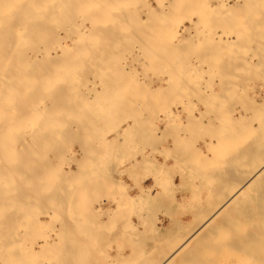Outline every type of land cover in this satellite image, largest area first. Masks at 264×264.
I'll use <instances>...</instances> for the list:
<instances>
[{"label": "rangeland", "instance_id": "obj_1", "mask_svg": "<svg viewBox=\"0 0 264 264\" xmlns=\"http://www.w3.org/2000/svg\"><path fill=\"white\" fill-rule=\"evenodd\" d=\"M79 1H81V0H74V2L75 3H79ZM82 1H84L81 5H78L77 4V8L79 9V11L77 10V8H76V6L74 7L73 6V8L75 9L76 8V10H77V13H75V15L76 16H78L77 18H76V21L74 20L75 18L73 17V16H75V15H73L72 16V18L73 19H71V21H75V22H77V23H79L80 22V24L82 25H77V26H79V27H83V26H85L86 24H89L88 26H89V28H92V25L94 24L95 25V27H96V24H99V21L98 22H96L97 21V19H98V17H100V19L101 18H103V17H101V13H103V10L101 9V7L99 8V10L101 11L102 10V12L100 13L101 15H97V13L99 12V11H97V10H93L94 8H96L97 6H99L98 4H101V6H103L104 7V4H105V2H104V4L102 5V3H103V0H96L97 2V6L95 7H93L92 8V11H93V13H91L92 11H91V9H90V11H89V13H90V15H87L86 16V14L84 13V15L86 16H84V18H83V13H82V11L80 12V10L81 9H84V11L86 12L87 11V9L85 10V8H83V7H81V6H83L84 4H85V1H87V0H82ZM90 0H88V3L90 4L91 2V5H93V3H94V5H95V2H93V1H91V2H89ZM102 3H101V2ZM111 1V0H110ZM116 1V0H115ZM122 2H120V1H118L117 0V3H118V6L116 5L115 6V8H113L114 7V4L116 3V2H114V4H113V1H112V5L110 4V3H108V6H109V4L112 6H110L109 8H107L108 6H106V11L104 10V15H105V12H107V9H110V8H112V9H114V12H113V10H111V14L110 15H112V16H114L115 15V11H120L121 10V8L119 9L118 7H119V5H123L124 7H128L131 11H133V12H131V11H128L129 9L127 8H125V10L127 11L126 13H124V11L123 10H121L122 12H120L121 14L120 15H122V17H125V15H123V14H128L129 16H127V17H125V18H127L126 20H124V22H126V21H128L129 20V18H130V28H131V30H130V28L129 27H127L126 25L128 24H126L125 23V25H123V26H125L126 28H127V30H126V28L124 27V29L126 30V33H125V31H123L122 30V28H123V26H120V25H122V24H119V22H121L122 20V17L120 18V15L116 12V15L118 16L119 15V17L117 18V21L118 20H121V21H119L117 24H119V25H117L116 24V22H115V25L114 26H109L108 25V27H110L109 29H108V27H107V22H105L104 23V21L106 20V18L104 19V21L103 22H101V23H103L102 25H100L99 24V26L97 25V27H100L101 26V28H104V25L106 26V30L104 29V31H103V29H101L102 31H100V29L98 28L97 29V27H96V29L98 30V31H100L98 34H96V39L100 36L101 38H103V39H95V38H91V40H92V43H94V44H96L95 46H96V48L97 49H94L95 48V46L94 45H92L91 46V44H90V37H91V33L89 34L88 33V30L89 29H87V32H82L81 33V35H79L80 33H78V34H75V33H77L76 32V30L73 32L74 34H72L74 37H72L73 39H70V41H69V43L71 44V47H70V50H66L67 51V53H66V51L64 52L65 54H63L62 52V50H60L59 49V47L57 46V43H50V45H51V54L50 55H53V57H51L49 54H47V56H50V58H54V56L56 57V59L54 58V62H56V63H54L52 60H51V64H52V62L54 63V65H52L51 66V64L49 63H47L50 67H51V69L53 70H51L50 69V67L49 66H47V67H49V68H47V67H45L46 69H50L51 70V72H49L48 70H46L47 72L45 73L46 75L47 74H49V73H55V69H57L56 67H59V65H60V61H58V60H61L60 58V56H59V54H63V56H67L68 58H69V62H70V65L72 64H74V62H75V60H74V58L76 59V62H75V64H78V67H76L75 66V64L73 65L74 66V68H73V66H71L70 67V65L69 64H66V68L64 69V67L62 68V66H61V68H58L61 72H63L64 73V75L66 74L67 75V78L68 79H66V76H64L63 74L61 75H59L60 77H57V75L56 74H53L52 73V75H55V77L53 76V78L51 79L52 81H53V83H55L56 81H58L57 82V84H55L56 86H57V93L55 92L56 91V89L54 90V89H52V87L51 88H49V89H47V88H45V90H44V92H46V95H47V91L49 90L50 91V89H52V90H54V92L55 93H53V91H50V92H48V94L49 93H51V94H54V96H52L51 94H49L48 96H49V98L50 97H56L54 100L56 101L57 100V102L58 103H61V107H58V109H61V111L59 110V111H57L56 112V114H54L53 112H51V111H53V108H54V110H58V109H56L57 108V104L58 103H56V102H54V100H52V98H51V103H53V104H50V103H48L49 101L48 100H50L47 96H44L45 95V93H44V95L42 94V91L43 90H39L40 92L39 93H35V94H32V95H34L35 97L36 96H39V94H40V96H39V99H38V97H36V100H37V104L36 103H34V101H35V99H33V96L30 98V99H33V103L32 104H30L29 102H31L30 100L27 102V103H29L30 105H33V104H36L35 106L36 107H38V108H36L35 110H36V112H38V114H33L32 116H33V118H32V116H30L31 117V120H27L26 121V123H28V124H25V125H27V126H29V127H31L30 125H33V123H34V125H33V128H37V126L39 127V124H40V126H41V121H45L46 120V118H47V120H49V123H48V121H47V123L46 124H44L43 123V126H41V127H39L40 129L42 128V130H45L47 127L48 128H53V127H56L57 125H55L54 123V125H52V126H50L52 123V121L50 122V120H53L54 118L53 117H55V116H59V114H61L62 112H64V110L65 111H67L66 113H69V115H67L65 112H64V114H62V116H59V117H62V119H60V118H58V119H60V122L58 121V120H56V119H54V121L53 122H59V124L61 123V125H59V126H62V122H63V119H64V117H66V115L67 116H69V117H66V121H68V122H65V119H64V123H66V125L63 123V125L64 126H62L63 127V129H62V131L60 130L62 127H60V129L58 128V138L56 137V139H57V141L55 142L54 141V145H51L52 147L54 146V151L53 152H51L52 150H50L51 149V146H49V144H51V143H48L47 141H48V139H47V141H44V142H47L48 143V145H46L47 146V148H44L43 150H41L40 149V151H39V149L38 148H43V147H45V146H43L45 143L41 140V139H37L38 137H35V136H37V135H40V134H38L37 132L35 133L34 132V136L32 137V135H30L31 136V138H35L33 141H32V139H30L29 141L30 142H34V143H36V145L34 144V143H32V146H31V144L30 145H28V146H26V148H24L25 146H22L21 145V147H20V145H18V148L20 147V150H21V148L23 147L24 149H26V151H27V149H28V147L30 148V149H28V150H35V149H38V152H40L41 154L42 153H45V155L44 154H42V156L43 157H45L46 156V154L49 156V158L47 159V162L49 161L50 162V159H51V162L53 163L52 165L48 162V164H49V166H45L44 164H46L47 162H46V160H45V162L43 161V165H44V167L43 166H41L42 165V156H40V155H38V153H37V155L36 156H34L35 154H33L32 155V157L34 156V158H32V160H34L37 156L38 157H40V158H36V159H38V160H36V164H41L40 165V167H39V165H38V172L36 171V164L35 165H33L34 166V170H35V172L33 171V166L31 165V171L32 172H34V176L32 175L33 173L32 172H30V173H28L29 175H25L26 177H25V180H24V178L23 177H21V176H24V174H23V172L21 173V172H19V170H18V173L19 174H22V175H19V178L16 180V181H18V180H22L21 182H22V184H24V182H25V184L24 185H22L21 187L20 186H17V187H15L16 185H17V182L15 181H13L11 178H15L13 175H11L10 176V180H12L13 181V183H12V181H8V182H10L11 184H13V185H11L10 183H9V185H10V188H13V189H10L9 187H8V183H7V186H6V182L4 181V179H2L1 181L3 182V184H1L2 186H0V188H1V191H0V212H2V214L4 213L3 211L5 210L6 212L5 213H7L8 211V215H6L7 217H9L10 219H7L6 220V222L5 223H7L8 221H9V223H7L9 226H11L10 228H7L8 230H7V233H12V232H14V234L16 233H18V234H20V238L21 239H19L18 237L19 236H17V240H16V234H15V236L14 235H12L13 236V239H15L14 240V245H16L15 247H14V245H13V243H12V241H13V239L11 238V236L9 237V236H5L7 233H4V231H3V233H2V231H0V237H2V238H0V247H1V245H3V249H0L1 251H0V253L1 252H3L4 251V249H6V251H8L7 253L6 252H3V253H6V254H8V253H10V251H12L13 249H11V245H13V247L12 248H14V252L12 253L11 252V254L9 255V257H14V254L16 253V251H17V249H18V251H19V249H20V247L22 246L23 248V250H25L26 249V252L25 251H23L22 249H20V250H22V252L24 253V254H22L21 255V252H17V253H19L20 255L19 256H25V258H26V264H27V262H28V264L30 263V264H35V262H36V260L37 259H35V258H37L35 255H37V253L35 252V250H34V242L36 241V235H38V234H40L41 233V235L43 234V235H46L47 233L49 234V232H52V233H54L53 234V236H54V240H53V242H52V244H49V245H45V247H39V248H41V251H40V253L41 252H43V253H41L39 256L43 259V261L45 260H48V261H51V263L52 264H70V263H73V264H86V263H88V264H94L93 262H95V264H97V262H98V264L99 263H101L102 264V262L103 263H105V262H108L107 264H114L112 261L115 259V261L118 259L120 262H124V263H126V264H140V262H142V261H144L146 258H147V256H150V255H152L153 253H154V251H156V248L158 247V245H160L161 243H162V241H164L163 239H165V236H167L168 237V235H170V233H175L176 231L178 232L179 231V229H180V227L181 226H179L178 227V225H179V222L180 221H182V222H184V219H186V222L188 223L190 220H188V217H190V216H192V214L193 213H191V212H187V211H189V210H191V209H194V212H195V210H196V208H197V210H198V208H199V210H204V209H206V205H208L209 203H211L210 201L212 200V201H215V199H217L218 197H220L222 194H223V192L224 191H226V189H225V184L227 185V180H224V178L227 176H230L229 175V173L227 174L226 172L228 171V169H226L225 168V166L226 165H228V167L227 168H230L231 166H233L232 168H230L229 169V171L230 170H232L233 168H236L237 166H236V162L237 161H239L240 160V157L241 156H239V155H241L242 153H240L241 151H238L239 152V154H237V153H235L234 151H236L237 149H235V146H241V142H239V141H241V140H243V145H244V138H247V137H249V136H247L249 133H247V135L246 134H239L237 137H238V140H237V137H236V139L235 140H237V141H235L236 143H238L239 142V144L240 145H233V143L231 142L230 143V145L227 147V148H229L230 146H231V144L234 146V148H232V149H235L234 151L233 150H231L232 152H234V154L233 155H237V160H236V158H234V161L233 162H230L232 159H230V156H228V152H229V150H227V149H221L220 148V146H218L217 148H219V149H216V146H209L208 147V144L207 143H204V141H205V139L207 140V141H209L210 139L209 138H214L215 136L217 137L218 135H220L221 134V132L224 134V131H226L227 130V124L225 125V123H226V121H225V114L227 113L226 111H225V108L227 107V102H224V100H222L223 99V97H224V95H223V97L221 98L220 96H222V95H219L218 96V98H217V96L215 97V96H213V97H215V100L214 99H212V97H209V96H212V95H210V93L209 92H211V93H213V91H212V86H211V80H210V75L209 74H211V72H212V68L210 69L209 67H206L207 66V63L209 62V60H207V58L209 59L210 58V56L211 57H214L213 56V49L216 47L215 46V44H214V38L212 39L211 37H214V33H216L215 35H216V38L218 39V37H225L224 35H230V31H232V21H231V17L232 16H235V15H232V16H228V15H230L229 14V12H230V10L231 9H234L235 10V8H231V9H228V8H226L228 5L230 6V4H233L234 3V1L233 0H227L226 2H224V0H207V2H201L200 0V2H201V4H199V1H198V3L196 2V0L195 1H192V0H189L190 2L189 3H183V4H186V5H180V7L178 6H176L175 8H178L177 10L175 9V8H173V10H171V6L172 5H169V3L171 4L172 3V1L170 0L169 2H168V0H163V1H161V0H141L142 2H141V5L143 6H141L140 5V3H138V2H140L139 0L137 1V3H135L134 1L135 0H121ZM125 1V2H124ZM179 1V3H180V1L181 0H176V4L178 5L179 3H177ZM203 1V0H202ZM206 1V0H205ZM258 1V0H257ZM261 1V0H260ZM259 1V2H260ZM107 2V1H106ZM108 2H109V0H108ZM128 2V3H127ZM160 2V4H158ZM182 2V1H181ZM185 2V1H184ZM187 2H188V0H187ZM254 3L256 2V1H253ZM258 2V4H257V6L259 7V5H261L262 4V2L264 3V0H262V2L261 3H259ZM74 3V4H75ZM87 2H86V4H85V7L86 6H88L87 4H88ZM116 3V4H117ZM133 3L136 5V4H139L138 6H134L133 5ZM173 3H175L174 1H173ZM172 3V4H173ZM195 4V3H197V5L195 4H193V6L191 5V4ZM207 3V4H206ZM208 3H210V4H208ZM221 3V4H220ZM222 3H223V5H222ZM229 3V4H228ZM253 3V4H254ZM257 3V2H256ZM80 4V3H79ZM107 4V3H106ZM151 6L150 7V9H149V5ZM165 4V5H164ZM190 4L191 5V7H188V5ZM217 4V5H216ZM228 4V5H227ZM242 4H243V2H242ZM252 3H250V4H248V6L249 5H251ZM91 5L88 7V8H90L91 7ZM126 5V6H125ZM129 5H130V7H129ZM131 5H132V7H131ZM174 5V4H173ZM199 5V6H198ZM217 6V8H216V6ZM225 5H227V6H225ZM244 5V4H243ZM243 5H241V6H237V12H235V11H232V12H235V13H231V14H236L238 17H236V18H234V17H232L234 20H233V24H236L235 26H237V23H238V25H239V22L237 21V19L239 20V18L242 20V18H244V16H246L247 17V19H248V15L250 16L249 17V20H250V18H252V20H254V19H259L260 18V14H259V12H258V10H257V12L258 13H256V10H255V8H254V10L253 9H249V7L247 8V9H249L250 11H253L254 13H256V15L254 14L253 15V12L251 13L250 11H248L246 8H245V10H244V12H243V9L242 8H244L245 6H243ZM255 5V4H254ZM146 6H148V7H146ZM167 6H170V7H168V10H167ZM182 6V7H181ZM183 6H185L186 8H184ZM196 6H198L199 8H197V9H195V7ZM215 6V7H214ZM223 6V7H222ZM232 7H236V5H231ZM247 6V5H246ZM81 9H80V8ZM102 7V8H103ZM124 7H122V8H124ZM153 7V8H152ZM117 8V10H115ZM146 8V9H145ZM185 9V10H182V9ZM96 9H98V8H96ZM105 9V8H104ZM119 9V10H118ZM149 9V10H148ZM179 9H181L180 11H178ZM193 9V10H192ZM203 9V10H202ZM214 9V10H213ZM216 9V10H215ZM218 9H219V11H218ZM227 9V10H226ZM239 9H242L241 11H239ZM75 10V11H76ZM187 10V11H186ZM191 12H190V11ZM200 10V11H199ZM246 10L248 11V12H250L251 14H249L248 12L246 13ZM75 11H73V9H72V12L71 13H73L74 14V12ZM95 11H97V12H95ZM110 11V10H109ZM108 11V12H109ZM154 11V12H153ZM164 11V12H163ZM172 11L175 13V14H177L176 16H177V18H180L179 19V21H177V19H175L176 17H175V14L174 13H172ZM183 11V12H182ZM192 11H194V12H192ZM213 11V12H212ZM221 11V12H220ZM228 11V12H227ZM88 12V11H87ZM96 14H95V13ZM129 12V13H128ZM135 12V13H134ZM150 12H152L151 14H149ZM177 12V13H176ZM182 13V14H180V13ZM185 12V13H184ZM218 12V13H217ZM227 12V13H226ZM88 13V14H89ZM112 13H114V14H112ZM123 13V14H122ZM130 13L132 14V15H130ZM162 13V14H161ZM168 13L170 14V17H169V15H168ZM179 13V14H178ZM186 13H187V15H188V13H190L189 15H191L192 16V18L194 19V20H196V22H197V24L195 23V22H193V21H190L189 19L191 18L190 16H189V18H188V16L186 15ZM219 13L221 14V15H219ZM239 13V14H238ZM245 13V14H244ZM93 14H95V16L97 15L98 17H96L95 19H93L92 17H90V16H92ZM99 14V13H98ZM107 14V16H109V14L108 13H106ZM158 15L157 17H156V15ZM185 14V16H183ZM193 14V15H192ZM195 14V15H194ZM198 16H197V15ZM202 14V15H201ZM211 14H213V15H215L214 17H213V15H211ZM225 14V16H223ZM227 14V15H226ZM72 15V14H71ZM150 15H151V18H147V17H150ZM172 15V16H171ZM173 15H174V19L172 18L173 17ZM212 17H211V16ZM116 16V17H117ZM133 16V17H132ZM153 16V17H152ZM181 16V17H180ZM218 16V17H217ZM221 16H222V18L223 17H226V19H228V17H229V23H228V21L226 22H224V23H226L225 24V26H224V24L222 25V23H223V21H222V23L220 24V22L219 23H217L216 22V19L218 20L219 18L222 20V18H221ZM80 17V18H79ZM90 17V18H89ZM94 17V16H93ZM106 17V16H105ZM116 17H115V20H116ZM169 17V18H168ZM185 17V20L183 19ZM242 17V18H241ZM83 18V19H82ZM91 18H92V20H95V21H92L91 20ZM112 18V20L114 19L113 17H110L109 16V18H107V20H108V23H111V22H109V19H111ZM132 18V19H131ZM156 18V19H155ZM159 18V19H158ZM181 18H182V20H181ZM200 19V20H197V19ZM208 18V19H207ZM213 18V22H212V20H211V22H212V25L210 26L209 25V23H211V22H206L207 20L209 21V19H212ZM78 19V20H77ZM81 19V20H80ZM86 19H88V20H86ZM138 19V20H137ZM172 19V20H171ZM219 19V20H220ZM244 19H246V18H244ZM85 20V21H84ZM99 20V19H98ZM103 20V19H102ZM137 20V21H136ZM151 20H153L154 22H152ZM218 20V21H219ZM94 22L93 24L92 23H89V22ZM114 21V20H113ZM135 21V22H134ZM151 21V22H150ZM176 21V22H175ZM231 21V22H230ZM235 21H237V23L235 22ZM255 21V23H257L259 20H254ZM261 21V20H260ZM74 22V23H75ZM84 22V23H83ZM124 22H123V24H124ZM129 22V21H128ZM168 22V23H167ZM172 22V23H171ZM180 23V24H176V23ZM182 22H185L187 25H189L190 26V28L187 30V29H185V30H181V25H182ZM203 22H205V25H207V26H205L204 25V23ZM96 23V24H95ZM133 23V24H132ZM135 23V24H134ZM139 23H140V26H139ZM149 23V24H148ZM152 23V24H151ZM173 23H175L174 25H172ZM214 23V24H213ZM217 23V24H216ZM92 24V25H91ZM111 24H114V22H112ZM136 24H137V26H136ZM169 24H171V25H169ZM202 24H203V26H202ZM73 25V24H72ZM71 25V26H72ZM91 25V26H90ZM145 25H147L146 27H145ZM166 25V26H165ZM168 25H169V27H168ZM197 25V27H195ZM213 25H214V27H216V28H214L213 27ZM216 25V26H215ZM221 25V26H220ZM226 25H229V27L231 28V30H230V28L229 29H227V27H226ZM76 25H74V28L75 29H77L76 27H75ZM121 27V29L119 30V29H117L118 27ZM142 26V27H141ZM144 26V27H143ZM223 26V27H222ZM234 26V27H235ZM94 27V26H93ZM132 27L133 28H135V30L133 29V31H132ZM218 27V28H217ZM221 27L223 28V29H221ZM145 28V29H144ZM194 28H195V30H194ZM224 28H225V30H224ZM94 29V28H93ZM94 30L93 31V33L92 34H94V36H95V31H96V33L98 32L97 30ZM169 29V30H168ZM176 29V30H175ZM215 29V30H214ZM238 29L239 28H233V31L235 32H237L238 31ZM91 30V29H90ZM117 30V31H116ZM130 30V33L128 32ZM229 30V31H228ZM112 31V32H111ZM118 31H122L121 33H123V34H121V33H119L121 36L120 37H118ZM187 31V32H186ZM92 32V31H91ZM108 32H110V33H108ZM114 32H116V33H114ZM140 34H139V33ZM154 32V33H153ZM182 33V34H184V41L185 42H187L186 44H188L187 46H185L186 44L185 43H181V41L183 40V38H179L178 37V35H179V33ZM192 34H194V36H190V35H192ZM214 32V33H213ZM223 32H225V34H223ZM227 32V33H226ZM83 33H84V35H83ZM87 33H88V35L90 36V37H87L86 35H87ZM103 33V34H102ZM129 33V34H128ZM135 34V36L138 38H136V37H134V34ZM152 35H151V34ZM86 34V35H85ZM117 34V35H116ZM125 34H128V35H125ZM133 34V35H132ZM199 34V35H198ZM220 34V35H219ZM231 34H233V33H231ZM77 35H79L81 38H82V36H83V38H82V40L84 41V42H82V40H79L80 39V37L77 39L78 40V42H76L77 40H76V38H77ZM105 35H106V38H105ZM123 35H125L126 36V38H127V40H126V38H124V39H122L123 37H125V36H123ZM140 35V36H139ZM167 35V36H166ZM223 35V36H222ZM85 36L87 37V40L89 39V44L88 43H86V38H85ZM93 36V35H92ZM103 36V37H102ZM117 36V37H116ZM128 36V37H127ZM132 36V37H131ZM142 36V37H141ZM147 36V37H146ZM152 36V37H151ZM158 36V37H157ZM195 36L196 37H199V40L197 41V40H193L194 38H195ZM202 36H203V38H202ZM218 36V37H217ZM133 37H134V39L135 40H137V41H134V39H133ZM142 39H141V38ZM146 37V38H145ZM190 37V39H187V38H189ZM84 38H85V40H84ZM121 38V39H120ZM150 38V39H149ZM105 39V40H104ZM139 39H140V41H139ZM186 39H187V41H186ZM119 40V41H118ZM122 40V41H121ZM128 42V43H126V41ZM128 40H130V41H128ZM143 40V41H142ZM144 40H146V41H144ZM161 40V41H160ZM204 40H207V41H205V42H203ZM79 41L80 42H82V43H84V44H82V46L83 47H81V45H80V43H79ZM98 41V44L97 43H95V42H97ZM102 41V42H101ZM118 41V42H117ZM124 41V42H123ZM132 41H134V42H136V43H134V42H132ZM150 43H149V42ZM192 41V42H191ZM196 41V42H195ZM88 42V41H87ZM99 42H101V43H99ZM121 42V43H120ZM140 42H142V43H145L143 46H144V49H143V46H141V44L142 43H140ZM176 42V43H175ZM190 42V43H189ZM76 43V44H75ZM77 43H79V45H77ZM117 43H119L118 45H117ZM138 43H140V44H138ZM148 43V44H147ZM163 43V44H162ZM173 43V44H172ZM179 43H181V46H182V49L179 47L180 46V44ZM195 43V44H194ZM201 43H203L202 45H203V47L201 46ZM205 43V44H204ZM40 44H43V43H40ZM103 44V45H102ZM116 44V45H115ZM121 44V49H119L120 48V45ZM175 44V45H174ZM183 44H185V45H183ZM88 45V46H87ZM115 45V46H114ZM128 45V46H127ZM177 45V46H176ZM196 45V46H195ZM197 45L199 46L200 45V47H201V50L199 49V47H197ZM205 45V46H204ZM42 48L44 47V46H42V45H40ZM53 46H55V48H57L56 49V53H57V55L58 56H56L55 54L56 53H54V51L52 50V47ZM81 47V49L83 50H81L79 47ZM89 46H90V48H91V51L93 50V53L91 52V51H88V50H90V49H86L87 47L89 48ZM94 46V47H93ZM99 46V47H98ZM133 46V47H132ZM139 46H141V47H139ZM146 46V47H145ZM168 46H170V47H168ZM211 46V47H210ZM219 46H222V45H219ZM72 47H73V49H72ZM93 47V48H92ZM149 47V48H148ZM173 47V48H172ZM178 49V52H180V53H178L177 52V49ZM180 49H179V48ZM189 48V47H191V48H189V49H191V50H188L187 48ZM77 48H79V49H77ZM98 48H103V49H101V50H103L102 52H103V54H102V52L98 49ZM140 48H142V49H140ZM145 48H147L148 50H146ZM165 48V49H164ZM168 48H170V49H172V50H168V51H165V50H167ZM185 48L187 49L186 50V52H185ZM197 48V49H196ZM211 48V49H210ZM219 48V47H218ZM239 49V47H238V45H237V47L235 46V47H233V49L235 50L233 53H235L238 49ZM86 49V50H85ZM176 49V50H175ZM196 49V50H195ZM205 49H207L206 50V52H205ZM220 49V48H219ZM222 49V48H221ZM220 49V50H221ZM95 50V51H94ZM115 50V51H114ZM131 50V51H130ZM146 50V51H145ZM180 50V51H179ZM199 50V51H198ZM240 50V49H239ZM69 51H70V53H69ZM84 52V51H86V52H84V53H82V52ZM114 51V52H113ZM134 51H138V52H134ZM167 52L168 53V56L165 54V52ZM173 51V53H172V55H171V53L170 52H172ZM175 51V52H174ZM192 51V52H191ZM195 51V52H194ZM226 51V50H225ZM73 52V53H72ZM75 52V53H74ZM80 52V54H78ZM88 52L91 54H88ZM101 54H100V53ZM142 52H145V53H142ZM164 52V53H163ZM184 52V53H183ZM210 52H211V54H210ZM239 51H237L236 53L237 54H239V53H241V52H239ZM94 53H97V54H94ZM111 53V54H110ZM182 53H183V55H182ZM188 53H191V56H190V54H188ZM199 53L201 54L200 56H199ZM219 53V55L221 54L220 52H218ZM225 52L223 51V55H221L220 57H218L219 59L220 58H222V57H226L225 55L227 54V52H226V54H224ZM45 54V53H44ZM73 54H75V55H73ZM110 54V55H109ZM117 54V55H116ZM162 54V55H161ZM165 54V55H164ZM169 54L173 57V59L174 60H178L179 61V63L178 62H174V65H175V63L176 64H180V62L182 63V66H183V64L185 65V67L187 66V65H189V67H187V68H182V67H180V65L178 66V65H175V67H178V68H180L179 70H181L180 71V73H182V72H184V73H182V75L183 76H185L186 75V73L185 72H188V75L193 79V74L197 71V70H199V68L201 67L202 68V70H203V73L205 72V76L206 77H204V78H206L207 79V77H208V81L205 79L204 80V82H203V84L207 87H205L204 85H202V87L200 88L199 86H196V85H193V83H195V81L194 80H192V81H190L191 80V78H187V76H185V78L186 79H184V77L182 76V75H180L179 74V70H175V67L173 68L176 72H178V77H180V78H176V76H175V74H171L170 76L172 77V78H174V79H172L171 81L170 80H168V78H169V74H168V67L167 66H169V67H171L170 66V62H169V59H170V61L172 62L173 60H171L172 58H171V56H169ZM176 54H178V55H176ZM187 54H188V56H187ZM196 54V55H195ZM208 54V55H207ZM85 55V56H84ZM87 55V56H86ZM96 55H97V57H99V56H102V57H99V60H98V58L96 57ZM183 56L182 58H183V60L181 59L180 60V58H179V56ZM205 55H207V56H205ZM218 55V56H219ZM234 55V54H233ZM44 56H46V55H44ZM46 56V57H47ZM62 56V57H63ZM63 57L62 59H67V57ZM70 56V57H69ZM74 57L73 59H71L72 57ZM90 56V57H89ZM92 56H93V58L95 57V59H93L92 58ZM116 56V57H115ZM166 56V57H165ZM177 58H176V57ZM184 56H186V57H184ZM190 56V57H189ZM202 56H204V58L202 57ZM217 56V54L215 55V57ZM228 56V55H227ZM57 57H59V59L57 58ZM82 57V58H81ZM85 57V58H84ZM88 57V58H87ZM170 57V58H169ZM196 57V58H195ZM205 57H207V58H205ZM48 58L49 57H47V61H49L50 62V58H49V60H48ZM84 58V59H83ZM102 58V59H101ZM148 58H150V59H148ZM164 58H168V60H166V59H164ZM195 58V59H194ZM199 58H201V59H199ZM58 59V60H57ZM65 59H64V62H63V64L65 63ZM84 60V61H82V60ZM89 59V60H88ZM103 59H104V61H103ZM143 59H145L144 61H143ZM152 59V60H151ZM188 59V60H187ZM197 59H199V61L198 62H201V63H197ZM42 60H44V59H42ZM72 60H74L73 62H72ZM81 60V61H80ZM91 60H92V62H91ZM95 60V61H94ZM97 60V61H96ZM149 60V61H148ZM201 60V61H200ZM202 60H205V61H202ZM206 60H207V63H206ZM40 62H41V59L39 60ZM38 61V62H39ZM46 60H44V62H45ZM46 61V62H47ZM142 61V62H141ZM159 61V62H158ZM166 61V62H165ZM169 63H168V62ZM211 62H212V59L210 60ZM218 61V60H217ZM44 62H41V64H39V63H37V66L38 67H40V65L42 66V65H47V64H45ZM66 62H68V59L66 60ZM68 62V63H69ZM72 62V63H71ZM77 62H79V63H77ZM84 62H87V63H89V62H91V64L89 63V64H84ZM93 62H95V63H93ZM114 62V63H113ZM144 62V63H143ZM184 62V63H183ZM211 62H209V63H211ZM219 62V64H221L220 63V60L218 61ZM222 62V61H221ZM43 63V64H42ZM82 63V64H81ZM102 63V64H101ZM103 63H105V64H103ZM163 63H164V65H163ZM165 63L167 64V65H165ZM197 63V64H196ZM205 63V64H204ZM208 63V65H210ZM56 64V65H55ZM100 64V65H99ZM172 64V63H171ZM191 64V65H190ZM199 64V65H198ZM222 64H223V62H222ZM61 65H62V60H61ZM67 65H68V67H69V69H67L68 67H67ZM81 65V66H80ZM83 65H85V66H83ZM87 65H90V66H87ZM94 65V66H93ZM101 66L100 68H99V66ZM109 65H111V66H109ZM118 65V66H117ZM149 65V66H148ZM237 65V64H236ZM239 65V64H238ZM56 66V67H55ZM98 67V68H94V67ZM121 66V67H120ZM43 67V66H42ZM54 69H53V68ZM87 67V68H86ZM93 68V69H91V68ZM108 67V68H107ZM112 67V68H111ZM117 67V68H116ZM194 67H197V68H195V70L193 69ZM199 67V68H198ZM210 67H211V65H210ZM106 68V69H105ZM116 68V69H115ZM136 68V69H135ZM235 68L236 67H234L233 69L235 70ZM238 68V67H237ZM41 69H42V71L44 70L43 68H41L40 67V71H41ZM67 70V71H63V70ZM75 69V71L74 72H72L73 70ZM96 69V70H95ZM101 69V70H100ZM163 69V70H162ZM184 69H187V71H185ZM197 69V70H196ZM206 69V70H205ZM232 69V70H233ZM92 70H94V71H92ZM104 70H107L106 72H104ZM157 70V71H156ZM184 70V71H183ZM189 70V71H188ZM221 72L219 73V75H221V74H223V77L225 78L226 77V75H225V73H227L228 72V68L226 69V67H224V64H223V66L221 67ZM219 70V71H220ZM223 70V71H222ZM227 70V71H226ZM42 71L40 72V73H42ZM45 71V70H44ZM59 71V72H60ZM82 71V72H81ZM104 73H103V72ZM112 71V72H111ZM137 71V72H136ZM167 71V72H166ZM194 71V72H193ZM225 71V72H224ZM235 71H237L236 73H238V74H240L241 75V71H239L238 69H236ZM49 72V73H48ZM58 72V71H57ZM90 72V73H89ZM94 72H96V73H94ZM159 72V73H158ZM171 71H170V69H169V73H170ZM191 72V73H190ZM208 72V73H207ZM240 72V73H239ZM69 73L71 74L72 73V75H69ZM79 73V74H78ZM106 73V74H105ZM167 73V74H166ZM175 73V72H174ZM250 73H252V75L251 76H253V74L256 76V74L257 73H254V72H250ZM44 73H43V75H45ZM58 74V73H57ZM76 74V75H75ZM84 74V75H83ZM95 74H96V76H95ZM98 74H100L99 76H98ZM113 74V75H112ZM134 74V75H133ZM185 74V75H184ZM208 74V75H207ZM218 74V73H217ZM69 75V76H68ZM82 75V76H81ZM92 75V76H91ZM93 75H94V77H93ZM101 75H102V77H101ZM106 75V76H105ZM111 75V76H110ZM218 75V76H219ZM98 76V77H97ZM108 76V77H107ZM114 76V77H113ZM188 76V77H189ZM63 77L66 79V80H64L63 79ZM82 77V78H81ZM103 77H106V79H103ZM118 77V78H117ZM170 77V78H171ZM183 79H182V78ZM43 78H44V76H43ZM46 78H47V76H45V80H46ZM54 78L56 79L55 81H54ZM176 78V79H175ZM61 79H62V81H61ZM71 79V80H70ZM82 79V80H81ZM89 79H90V81H89ZM110 79V80H109ZM115 79V80H114ZM120 79V80H119ZM180 79H182V83L181 84H183V81H188L189 79V81L188 82H185V87H188L187 89H183V90H181L182 88V86L180 85H178L177 84V86L175 85L176 83H178V80L179 81H181ZM227 79V78H226ZM47 80H48V78H47ZM68 80H70L69 81V84H68V82H67V84H66V81H68ZM78 80V81H77ZM129 80V81H128ZM169 81V83H168V81ZM175 80V81H174ZM245 80V79H244ZM60 81H61V83H60ZM72 81V82H71ZM94 81V82H93ZM103 81H106V82H104L106 85H104V83H103ZM112 81V82H111ZM48 82V81H47ZM49 82L51 83V81L49 80ZM62 82H64V83H62ZM132 82V83H131ZM172 84H171V83ZM189 82H193V83H191V84H188ZM206 82H207V84L208 83H210V84H208V85H206ZM72 83V84H71ZM75 83H76V85H75ZM84 83V84H83ZM240 83H241V81H240ZM243 83V82H242ZM52 84V83H51ZM50 84V86H52ZM71 84V87L70 86H68V85H70ZM120 84V85H119ZM125 84V85H124ZM167 84V85H166ZM48 85H49V83H48ZM54 84H53V86H55ZM58 85H60V88H59V86ZM85 85V86H84ZM107 85H110V89H109V86H107ZM115 85V86H114ZM172 85H173V87H172ZM187 85V86H186ZM242 85H244V83L242 84ZM67 88H66V87ZM89 86H91V87H89ZM178 86L180 87V90H177L176 91V87L178 88ZM183 86V87H184ZM64 87V88H63ZM120 87H121V89H120ZM123 87V88H122ZM170 87H172L170 90H169V88ZM193 87V88H192ZM196 87V88H195ZM205 87V88H204ZM242 87H244V86H242ZM54 88V87H53ZM59 88V89H58ZM95 90H94V89ZM108 88V89H107ZM114 88V89H113ZM190 88H192V89H190ZM197 88H199L201 91H199L200 92V94H199V92L198 93H195L196 91H197ZM208 88L209 89H211L209 92H208ZM47 89V90H46ZM62 89L65 91V89L67 90V92H64V94L62 93V95H60V90H61V92H63L62 91ZM103 89V90H102ZM112 89H113V91H112ZM174 91H173V90ZM188 89H190L189 90V93H188ZM205 89V90H204ZM70 90H71V92H70ZM80 90V91H79ZM155 90H156V92H155ZM168 90V91H167ZM195 91L194 93H192V92H190V91ZM83 91V92H82ZM92 91V92H91ZM95 91V92H94ZM108 93H107V92ZM115 91V92H114ZM73 92H75V93H73ZM164 92V93H163ZM166 92V93H165ZM169 92H171V93H169ZM176 92V93H175ZM181 92V94H179ZM187 92V93H186ZM202 92V93H201ZM205 92H207V93H204ZM59 93V94H58ZM71 95V99L70 100H72V99H76V97H77V94H79L78 95V97H82L81 99L82 100H80L78 97H77V99H79L78 101H80V102H78L77 100H75V101H68L69 99L67 98L68 96L66 95ZM129 93V94H128ZM183 93H184V95H183ZM231 93H233V92H231ZM231 93H230V95L229 94H226V97L229 99V98H233L231 101L232 102H235V101H237V100H235V99H237V97L235 98V96H236V94L235 93H233V97H231ZM55 94H57L56 96H55ZM121 94V95H120ZM138 94H139V96H138ZM170 94V95H169ZM186 94V95H185ZM188 94H191V95H188ZM200 96H199V95ZM235 94V95H234ZM245 94V93H244ZM243 93L241 94L242 95V97H241V95H240V98L242 99V98H244L243 96H245ZM42 95V96H41ZM51 95V96H50ZM59 95L60 96H62V99H64V98H66V101H67V103L68 104H66V101H65V99L63 100V101H61V98L59 97ZM63 95H66L67 97H63ZM76 95V96H75ZM107 96V98H106V96ZM112 95V96H111ZM127 95V96H126ZM169 95V96H168ZM172 95H176L175 97L174 96H172ZM185 97H188V98H183V96ZM197 95V96H196ZM202 95V96H201ZM213 95H214V93H213ZM84 96V97H83ZM87 96V97H86ZM95 96V97H94ZM97 96V97H96ZM110 98H109V97ZM167 96V97H166ZM190 96V97H189ZM228 96H230V97H228ZM34 97V98H35ZM73 97H75V98H73ZM101 97H103L102 99H101ZM181 97V98H180ZM196 97H201L200 99H199V101L196 99ZM202 97H203V99H202ZM47 98V99H46ZM87 98V99H86ZM94 98V99H93ZM114 98V99H113ZM168 98V99H167ZM179 98V99H178ZM189 98H190V100H189ZM84 99V100H83ZM86 99V100H85ZM88 99H90V100H88ZM96 99H98L97 101H96ZM106 99H107V102H106ZM133 99H134V101L136 102V104L134 103L133 104ZM228 99H226L225 101H228ZM245 99V98H244ZM244 99H242L243 101H245L244 102V104L246 103V100H244ZM246 99H247V97H246ZM59 100V101H58ZM88 100V101H87ZM100 100V101H99ZM104 100H105V102H104ZM119 100V101H118ZM125 100V101H124ZM181 100V101H180ZM214 100V101H213ZM222 100V101H221ZM228 101V105H229V103L231 102V101ZM234 100V101H233ZM53 101V102H52ZM61 101V102H60ZM77 101V105H76V103H74V102H76ZM86 101L88 102V103H86ZM211 101H213V103L211 102ZM218 101H219V103L220 104H222L221 105V107L224 109V111H225V114H224V111L222 110V108H219L220 107V105L218 106L217 105V107H216V103L215 102H217L218 103ZM221 101V102H220ZM238 101H239V99H238ZM248 101V100H247ZM36 102V101H35ZM131 102V103H130ZM138 102V103H137ZM140 102H142L141 104H140ZM207 102V103H206ZM224 102V103H223ZM55 103H56V106H54L55 105ZM62 103H64V105H62ZM70 103V104H69ZM75 104V107L76 108H79L80 109V107H78V105L79 106H81V107H84V108H81L82 110H79V109H76V108H74V104ZM79 103V104H78ZM182 103V104H181ZM226 103V106L224 105ZM236 103V102H235ZM235 103H233L232 105H234V106H231V107H233V108H235L236 106H239V104L240 103H242L241 101H239V103L236 105ZM24 104V103H23ZM23 104H21V105H23ZM25 104H26V102H25ZM47 106H46V105ZM66 104V105H65ZM80 104H82V105H80ZM88 104V105H87ZM95 104H96V106L97 107H95ZM101 104H103L102 105V111H101ZM105 104H107V105H105ZM138 104V105H137ZM204 104H206V106L204 105ZM214 104V105H213ZM248 104H249V102H248ZM19 106H20V104H18ZM51 107H50V106ZM70 105H72V106H70ZM90 105V106H89ZM105 105V106H104ZM113 105V106H112ZM118 105V106H117ZM119 105L121 106V107H119ZM131 105H133V106H131ZM135 105V106H134ZM208 105V106H207ZM34 106V105H33ZM49 106V107H48ZM54 106V107H53ZM58 106H59V104H58ZM63 106H65L64 108H63ZM67 106V107H66ZM99 106H100V108H99ZM104 106V107H103ZM142 106V107H141ZM212 106V107H211ZM216 107V109L217 108H219V109H215V107ZM225 106V107H224ZM250 106V105H249ZM21 107V106H20ZM42 107V108H41ZM92 107H93V109H92ZM106 107H107V109H106ZM115 107V108H114ZM116 107H118V108H116ZM136 107V108H135ZM140 107V108H139ZM147 107V108H146ZM210 107V108H209ZM214 107V108H213ZM231 107H227V108H230V110H231ZM52 108V109H51ZM68 108V109H67ZM71 108H74V109H76L77 111L79 110V113L76 111V110H74L73 111V109L71 110V111H73V112H71L69 109H71ZM95 108H97V109H95ZM138 108V109H137ZM183 108V109H182ZM197 108H200L201 109V112H202V116L204 115V113H206V115H204L202 118H203V120L201 121V117H200V120H199V118L197 117V114H198V110H197ZM207 108H209L208 110H207ZM232 108V109H233ZM19 109V108H18ZM21 109V108H20ZM24 109V108H23ZM26 109L29 111V109L28 108H25L24 110H22V111H26ZM45 109V110H44ZM67 109V110H66ZM89 109V110H88ZM213 109H214V112L215 113H213V112H211V111H213ZM38 110V111H37ZM40 110H42V115H40L41 114V111ZM63 110V111H62ZM84 110H86V111H84ZM94 110L96 111L95 113H94ZM97 110H98V113H99V111L101 112V117H99V115H100V113L98 114L97 113ZM105 110V111H104ZM108 110V111H107ZM170 110V111H169ZM204 110H205V112H204ZM218 110L220 111L219 113L221 114V111L223 112L221 115L220 114H218ZM226 110H229V109H226ZM48 111H50V113H52V114H50V117L48 116V115H44V114H47V112ZM85 113V114H83L82 115V113ZM92 111V112H91ZM208 111V112H207ZM211 113H210V112ZM21 112V111H20ZM45 112V113H44ZM77 112V113H76ZM105 112V113H104ZM115 112V113H114ZM187 112H188V114H187ZM71 113H72V115L74 114V116H71ZM81 113V114H80ZM87 113V114H86ZM89 113V114H88ZM170 113V114H169ZM193 115H192V114ZM209 113V116L207 115ZM76 114V115H75ZM78 114H80V115H78ZM93 114V115H92ZM97 114V115H96ZM106 114V115H105ZM107 114H110V115H108L107 116ZM165 114H167L166 116H165ZM215 114V115H214ZM220 115V116H218L217 117V115ZM34 115H35V118H34ZM38 115L41 117L42 116V119L43 120H41V118H39L38 117ZM43 115H44V117H43ZM52 115V116H51ZM78 115V116H77ZM87 115V116H86ZM94 115H96V116H94ZM103 115H105V117L103 116ZM120 115V116H119ZM135 115V116H134ZM138 117H137V116ZM188 115V116H187ZM191 115H192V117H191ZM46 116V117H45ZM86 116V117H85ZM102 116H103V118H102ZM111 116V117H110ZM122 116V117H121ZM167 116H168V119H167ZM180 117V119H178L179 117ZM214 116V117H213ZM221 116L224 118L223 120H221L220 119V121H222V126L223 127H221L220 125H219V123H220V121H219V123H218V120L217 119H219V118H221ZM227 116V115H226ZM49 117V118H48ZM80 117V118H79ZM135 117H136V119H135ZM164 117H166V118H164ZM172 117V118H171ZM188 117H190V119L188 118ZM214 118V120L216 119V117H217V119L215 120V121H217L216 122V124H217V126H216V124L215 123H213V124H215V127L214 126H212L211 124H212V122H214L213 120H211L210 118ZM28 119H29V116L27 117ZM26 118V119H27ZM45 118V119H44ZM75 118H77V119H75ZM84 118V119H83ZM192 118V119H191ZM35 119V120H34ZM38 119H40V121L38 120ZM99 119V120H98ZM139 119H140V121H139ZM183 119V120H182ZM186 119V120H185ZM197 119V120H196ZM34 120V121H33ZM74 120H75V122H74ZM136 120V121H135ZM138 120V121H137ZM190 120L191 121H193L194 123H195V125L194 126H192L194 123H192L191 122V124L189 123L190 122ZM226 120H227V117H226ZM31 121V124L29 123V122ZM36 121V122H35ZM38 121L40 122L39 124H38ZM70 121H71V123H70ZM169 122V124L168 123H166V122ZM174 124H170L171 122ZM179 121V122H178ZM206 121L207 122H209L208 124H206L204 127H203V125H204V123H206ZM33 122V123H32ZM74 122V123H73ZM77 122H79V123H77ZM84 122L86 123V124H84ZM100 122H102V123H100ZM138 122H140V124H137ZM175 122L176 123H178V124H180L181 126H182V128H181V126L180 125H178V124H175ZM211 122V123H210ZM36 123V124H35ZM68 123V124H67ZM105 123V124H104ZM182 123H184L183 125H182ZM186 123V124H185ZM189 123V125L191 126V127H189L188 126V130L186 129V127H184V125H186L187 126V124ZM38 124V125H37ZM71 124V125H70ZM81 124V125H80ZM167 124V125H166ZM24 125V126H25ZM48 125V126H47ZM69 125H70V127H69ZM79 125V126H78ZM162 125H166L165 127H163ZM198 125H200L199 127H196V126H198ZM45 126H47V127H45ZM50 126V127H49ZM88 126L90 127V128H88ZM168 126H170V128L168 127ZM177 126V127H176ZM218 126H220V129L222 130H218ZM29 127H26V128H29ZM43 127H44V129H43ZM73 127V128H72ZM123 127V128H122ZM216 127H218L217 128V130H216ZM47 128V130H48V132L50 133L51 132V134H49V136H47V137H50V135H51V137H52V135H53V140L55 139V135L57 134H54L55 132H53V134H52V131H51V129H48ZM99 128V129H98ZM149 128V129H148ZM175 130H174V129ZM185 129L186 130V132L183 134V131L181 130V129ZM192 128H194V129H196V131L194 130V129H192ZM203 130L204 131V133L202 132V134L200 133L201 132V130ZM214 128H215V130H214ZM223 128H224V130H223ZM55 129H57V127L56 128H53V130H55ZM66 129V130H65ZM82 129H83V132H82ZM118 129V130H117ZM178 129L179 130H181V132H179L178 131ZM205 129V130H204ZM211 129H213V130H211ZM59 130L61 131V132H63V135H62V133L61 132H59ZM65 130V131H64ZM67 130H68V132H67ZM81 130V131H80ZM151 130V131H150ZM184 130V131H185ZM191 130H193V131H191ZM46 131V130H45ZM56 131V132H57ZM70 131V132H69ZM77 134H75L74 132ZM86 131V132H85ZM142 131V132H141ZM148 131H150V132H147ZM162 131V132H161ZM188 131H190V132H188ZM195 131V132H194ZM216 131H219V133L220 134H218V132H216ZM42 132V131H41ZM44 132V131H43ZM42 132V133H43ZM48 132L46 131V132H44L45 134L43 135V138L48 134ZM64 132H67V134L66 133H64ZM124 132V133H123ZM147 134H146V133ZM213 132H215V133H213ZM227 132H228V130L226 131V134H227ZM41 133V134H42ZM79 133V134H78ZM87 133V134H86ZM194 133V134H193ZM69 134V135H68ZM151 134V135H150ZM196 134V135H195ZM218 134V135H217ZM178 135H179V137H178ZM215 135V136H214ZM0 136H5V137H12V135H7L6 136V134L5 135H0ZM157 136H158V138H157ZM181 136H184V138L183 137H181ZM208 136H210V137H208ZM240 136H242V137H240ZM40 137H42V135H40ZM46 137V138H47ZM51 137L49 138V140L51 139ZM68 137V138H67ZM78 139H77V138ZM215 137V138H216ZM219 137V136H218ZM82 138V139H81ZM150 138H152L151 140L152 141H149L150 140ZM154 138H156V139H154ZM185 138H187V140H184V141H186V142H184L185 144L184 145H186V143L188 144L187 146H188V148H187V146H186V148H185V146H181V143H182V141H181V143H180V140L182 139H185ZM45 139V138H44ZM55 139V140H56ZM59 139V140H58ZM70 139H71V141L72 142H70ZM78 141H77V140ZM38 140V141H37ZM39 140H41L40 142H39ZM46 140V139H45ZM74 140V141H73ZM1 141V140H0ZM10 141V139H8V141L7 142H9ZM37 141V142H36ZM66 141V142H65ZM82 141V142H81ZM176 141V142H175ZM247 141H249V138L248 139H246L245 140V142L248 144V142ZM28 142V141H27ZM39 142V143H38ZM42 142V143H41ZM51 142H53V141H51ZM60 142H61V144H60ZM173 142V143H172ZM196 142V143H195ZM201 142V143H200ZM3 143H4V141H3ZM3 143H2V141L0 142V148L2 149V146H3ZM10 143V146L12 145V141L11 142H9ZM66 143V144H65ZM81 143V144H80ZM104 143V144H103ZM151 143L153 144L152 146H151ZM179 143V144H178ZM33 144L35 145V148H33ZM40 144V145H42L41 147H40V145L38 146V145ZM53 144V143H52ZM60 144V146L61 145H63V146H61V147H63V148H65L66 150H64L63 148H60V146H57V145H59ZM64 144L67 146V147H65L64 146ZM94 144V145H93ZM178 144V145H177ZM194 144V145H193ZM202 144V145H201ZM246 144V145H247ZM70 145V146H69ZM200 145V146H199ZM33 148V149H31V147ZM38 148H37V147ZM48 146L50 147V148H48ZM69 146V147H68ZM166 146H168V147H166ZM208 148H206V147ZM12 147H13V145H12ZM12 147H11V149H12ZM60 148V149H58V148ZM81 147H86V148H84V150H86V151H83V148H81ZM151 147V148H150ZM180 147V148H179ZM196 147H201L205 152H207L209 155H213V154H211V152L212 153H215L214 154V156L216 157H211L210 156V159H211V161H214V162H212L213 164L215 163V161L217 160L218 162H217V164H219L220 162H221V160L220 159H223L222 157H224V159H229V160H227L226 162L228 163V164H226V162H225V166H224V168L226 169H222L223 167H222V164L224 163V162H222V163H220L218 166H220L221 165V169L222 170H225L226 172H224V171H222V170H220V171H218L220 168H217L216 170H217V172L216 171H212V165L210 166V163L211 162H209V167H210V169H208L207 168V165L208 164H205L206 162H208L209 160H208V157H205L206 159H207V161H206V159L204 158V157H202V155H199L197 152H199V151H197V148ZM215 147V148H214ZM222 147V146H221ZM165 148V149H164ZM167 148H169V149H167ZM210 148V149H209ZM240 148V147H239ZM24 149H22V151L24 150ZM46 149H49L50 151L48 152ZM57 149V150H56ZM61 149H62V151H61ZM162 149V150H161ZM181 149V150H180ZM187 151H186V150ZM215 149V151H213V150ZM95 150V151H94ZM111 150V151H110ZM182 152H180V151ZM185 150V151H184ZM208 150V151H207ZM222 150V152L221 153H219V154H223V155H225V156H221V158H220V155L219 154H217V155H219V158L217 157V155H216V151H221ZM225 150H227L226 151V153H225ZM25 151V150H24ZM35 151H37V150H35ZM35 151H34V153H35ZM45 151H47V153L45 152ZM57 151V152H56ZM61 153H59V152ZM63 151H66V152H63ZM83 151V152H82ZM183 151H184V153H183ZM189 151H190V153H189ZM230 151V152H231ZM28 152V151H27ZM63 152V153H62ZM232 152L230 153L231 155H232ZM11 153V152H10ZM9 153V154H10ZM51 153V154H50ZM52 153H54V155L52 156ZM56 153V154H55ZM74 153V154H73ZM95 153V154H94ZM101 153V154H100ZM108 153V154H107ZM178 153H180L181 155L183 154V156H181L180 157V155H177ZM187 153H189V154H187L188 156H186V154ZM218 153V152H217ZM63 154V155H62ZM82 154H84L83 155V157H81L82 156ZM87 154V155H86ZM148 154V155H147ZM59 155L60 156H62V157H59ZM173 155V156H172ZM50 156H51V158H50ZM71 156V157H70ZM86 156V157H85ZM94 156V157H93ZM99 156V157H98ZM174 156H176V157H174ZM177 156H179V157H177ZM193 156V157H192ZM228 156V157H227ZM239 156V157H238ZM8 157V156H7ZM12 156L10 155V157H9V159L11 158ZM81 157V158H80ZM104 157V158H103ZM183 157V158H182ZM197 157V158H196ZM14 158V157H13ZM13 158H11V159H13ZM45 158H47V157H45ZM45 158H43V159H45ZM60 158H61V160H60ZM68 158V159H67ZM80 158V160H78ZM85 158V159H84ZM96 158V159H95ZM176 158V159H175ZM188 159V161H187V159ZM200 158V159H199ZM205 159V161H204V159ZM212 158H213V160H212ZM239 158V159H238ZM184 159V160H183ZM202 162V163H204V166H200V164H201V162L199 161V160ZM202 159V160H201ZM215 159V160H214ZM243 159L244 158H242L239 162L241 163V162H243ZM31 160V159H30ZM39 160H40V163H38L39 162ZM63 160V161H62ZM66 162H65V161ZM87 160V161H86ZM178 160V161H177ZM182 160L184 161V162H182ZM35 161V160H34ZM78 161V162H77ZM91 161H93V162H91ZM181 161V162H180ZM187 161V162H186ZM193 162V165H192V163L190 164L189 162ZM223 161V160H222ZM84 162V163H83ZM101 162H102V164H101ZM177 162V163H176ZM186 162V163H185ZM232 164V165H230V163ZM239 162H238V164L237 165H239L240 167L242 166V165H240L239 164ZM63 165H62V164ZM79 163V164H78ZM90 163V164H89ZM188 163V164H187ZM194 163H195V167H194ZM55 164V165H54ZM61 164V165H60ZM92 164H93V166H92ZM96 164H98V165H96ZM100 164V165H99ZM179 164H180V166H179ZM217 164H214V165H217ZM54 165V166H53ZM83 165V166H82ZM96 165V166H95ZM190 165V166H189ZM214 165H213V167H214ZM224 165V164H223ZM230 165V166H229ZM234 165L236 166V167H234ZM95 166V167H94ZM97 166H98V168H97ZM239 166H238V168H239ZM48 167V168H47ZM84 167H87V168H84ZM197 167H199V168H201L200 170H198V168ZM17 168H19V167H17ZM44 168V169H43ZM52 168V169H51ZM54 168V169H53ZM61 168V169H60ZM78 168H80V169H78ZM93 168V169H92ZM96 168V169H95ZM216 168V167H215ZM238 168L235 170V171H237L238 170ZM12 170L14 169V172H16L17 171V169H15V168H11ZM40 169H42L43 170V172H40L39 170ZM82 169V170H81ZM204 169V171H202ZM16 170V171H15ZM64 170V171H63ZM70 170V171H69ZM78 170V171H77ZM89 170V171H88ZM195 170V171H194ZM207 170H210L211 171V173L208 171V175H207ZM234 170V169H233ZM77 171V172H76ZM87 172V174H86V172ZM95 171V172H94ZM202 172V173H200V172ZM29 172V171H28ZM93 172V173H92ZM206 172V173H205ZM215 172H216V174H215ZM220 172V173H219ZM12 173H13V171H12ZM11 172H10V174H12ZM18 173H14L15 175H17L18 176ZM35 173H37L36 175L38 176H36L35 175ZM46 173V174H45ZM76 173V174H75ZM197 173V174H196ZM212 173H214L213 175H212ZM224 174V173H226V175H223L224 176V178L222 177V174ZM231 173H232V171H231ZM39 174H41V175H39ZM89 174V175H88ZM104 174V175H103ZM195 174V175H194ZM220 174V175H219ZM98 175V176H97ZM204 175L208 178V176L210 177V178H205L204 177ZM232 175V174H231ZM13 176V177H12ZM35 176H36V178H35ZM42 178H41V177ZM93 176V177H92ZM103 176V177H102ZM217 176V177H216ZM46 177V178H45ZM48 177V178H47ZM52 177V178H51ZM71 177V178H70ZM72 177H74V178H72ZM97 177V178H96ZM152 178L153 180H154V182H155V184H154V186H155V188H157V191L155 192L154 190L152 191L153 193H149V187L151 186V185H146V187H145V185H144V181L146 180V179H148V178ZM232 177V176H231ZM17 178V177H16ZM75 178H76V180H75ZM83 178V179H82ZM220 178V179H219ZM223 178V179H222ZM26 179H28L27 181H26ZM32 179V180H31ZM39 179H41V180H39ZM44 179V180H43ZM73 179H74V181H73ZM85 179V181H83ZM94 179V180H93ZM158 179V180H157ZM210 179H212V180H210ZM225 182V183H223L222 182V180ZM228 179V178H227ZM30 180H31V182H30ZM38 182H37V181ZM56 180V181H55ZM70 180V181H69ZM81 180V181H80ZM214 180H216V181H214ZM77 181V182H76ZM95 181V182H94ZM104 181V182H103ZM5 182V183H4ZM20 182V183H21ZM30 182V183H29ZM52 182V183H51ZM56 182V183H55ZM82 182V183H81ZM83 182H84V184H83ZM86 182H87V185H86ZM221 182V183H220ZM41 185H40V184ZM141 183V184H140ZM224 185H223V184ZM14 184H16L15 186H14ZM31 184V185H30ZM39 184V185H38ZM57 184V185H56ZM81 184H82V186H81ZM218 184V186L219 185H221V186H219L218 188H216V190H215V187H216V185ZM20 185V184H19ZM36 185V186H35ZM74 185V186H73ZM81 187H80V186ZM13 186V187H12ZM29 186V187H28ZM48 186V187H47ZM54 186H56V188H54ZM85 186V187H84ZM179 186V187H178ZM210 186V187H209ZM212 186V187H211ZM222 186H224V190H223V187ZM4 187H6V188H4ZM18 188H20V189H18ZM21 188H24L22 191H19V190H21ZM69 188V189H68ZM77 189L78 191H77V193L74 191V189ZM79 188H81L80 190H79ZM151 188L152 189H154V187L153 186H151ZM211 188L212 189H214L215 191H216V193L214 192V190L212 191L211 190ZM220 188V189H219ZM6 191H5V190ZM9 189V190H8ZM17 189V190H16ZM68 189V190H67ZM109 189V190H108ZM146 189H147V191H146ZM10 190H11V192H10ZM16 190V191H15ZM44 190V191H43ZM71 190V191H70ZM135 190H139V195L138 194H135L134 193V191ZM19 191V192H18ZM70 191V193H68ZM208 191H210L209 193L210 194H208ZM218 191H220V192H218ZM223 191V192H222ZM5 192H10V193H5ZM23 192V193H22ZM36 192V193H35ZM125 192H126V194H125ZM214 192V193H213ZM5 193V194H4ZM16 193V194H15ZM21 193V194H20ZM38 193V194H37ZM73 193H76V194H73ZM112 193V194H111ZM148 193V194H147ZM1 194L3 195V197L4 198H1ZM13 194H15L14 195V198L15 199H9L8 197H10V196H13ZM48 196H47V195ZM62 194V195H61ZM73 194V195H72ZM118 194V195H117ZM121 194V195H120ZM150 194V195H149ZM212 194V196H209V195H211ZM217 194H219V196H216ZM5 195H7V196H5ZM76 195V196H75ZM21 196V197H20ZM55 196V197H54ZM66 196H68V197H66ZM72 196V197H71ZM74 196V197H73ZM214 196H215V199H214ZM35 197V198H34ZM45 197V198H44ZM210 197V198H209ZM57 198V199H56ZM63 198V199H62ZM66 198H67V202L68 203H66ZM70 198L72 199V201H70ZM212 198V199H211ZM5 199V200H4ZM20 199H22V200H20ZM62 199V203H60V200ZM201 199V200H200ZM8 200V201H7ZM18 201V203H22V201L24 202V203H22L21 204V208L19 207V204H18V206H17V204L15 205L16 207H14V205H13V201ZM46 200V201H45ZM17 201L16 202H14V204L15 203H17ZM21 201V202H20ZM128 201V202H127ZM202 201V202H201ZM67 204L66 206L67 207H64V205L63 204H65V203ZM69 202H72V204L74 205V206H76V208L77 209H75V211L73 210V208H72V205L70 206L69 205ZM125 202H127V203H125ZM206 202H209L208 204H205ZM2 203H4V204H2ZM12 203V204H11ZM37 203V204H36ZM53 203V204H52ZM205 204L204 206L205 207H202V205L201 204ZM59 204H62V206L61 205H59ZM124 204V205H123ZM127 204V205H126ZM2 205V206H1ZM13 205V206H12ZM117 205H120V206H117ZM199 205V206H198ZM201 205V206H200ZM11 206V207H10ZM23 206V207H22ZM123 206V207H122ZM127 206V207H126ZM210 206V205H209ZM58 207V209H56ZM64 207V208H63ZM69 207H71L70 208V210H69ZM118 207H120L121 209H119ZM126 207V208H125ZM200 207H201V209H200ZM18 208H19V210L20 211H18ZM53 208V209H52ZM90 208V209H89ZM204 208V209H203ZM251 207H250V205H248V204H244V205H238L236 208H234L233 210H231V212H230V215H231V220H229V223H226V224H229L230 225V222H231V227L233 228V229H231V231L232 232H235V233H233L232 234V236H231V238L233 237V240H234V242L235 241H238V242H236V243H238L239 245H238V247H234V248H232L231 249V251L229 252V251H225L224 249H219V248H217V250L216 251H213V249H214V247H213V244H214V242H212V240H210V239H207V241L206 240H204L202 243H200L199 244V246H196L194 249H192V250H189L190 252H186V254H185V256L187 257V256H189V255H191V257L193 256H195L194 258H193V260L194 259H196V261H197V263L198 262H200V263H202V264H262V262H263V264H264V253L262 252L264 249H263V247H262V249H260V242L263 240V237H258L257 238V236H259L258 234H259V232L260 231H258V229H255L256 231H254L253 232V230H251V231H248V233L249 232H252V233H249L248 235L247 234H245V235H247V239L249 240V238H251V236L250 235H252V236H255L254 234H256V238H254V237H252L250 240H249V243L246 245H243L244 244V242H245V238H246V236L245 235H243L245 232H247L246 231V229H248L249 228V226H251L250 228L252 229V224H255V225H253V227L254 226H256V225H258L259 224V217H258V215H257V210H252V209H250ZM24 209V210H23ZM44 209V210H43ZM53 211H51V210ZM61 209H64V210H61ZM85 209V210H84ZM122 209H124L123 211H122ZM187 209V210H186ZM189 209V210H188ZM3 210V211H2ZM13 210H15V212H13ZM43 210V211H42ZM46 210V212H44ZM88 210H89V214L88 213H86V212H88ZM186 210V211H185ZM196 210V211H197ZM13 213H12V212ZM61 211H63V212H60ZM114 211H115V213H114ZM182 211H183V213H182ZM191 211H193V210H191ZM11 212V213H10ZM16 212H18L19 214H21L22 215V217H21V215H20V218H19V214L18 213H16ZM23 214H22V213ZM30 212V213H29ZM37 212V213H36ZM66 212V213H65ZM118 212V213H117ZM121 214H120V213ZM124 212V213H123ZM4 213V214H5ZM56 213V214H55ZM117 213V214H116ZM191 213V214H190ZM234 214V216H233V214ZM16 214H18L17 216H15ZM46 214H49V215H46ZM51 214V215H50ZM54 216H53V215ZM63 214V216L65 215V217L67 216L68 218V220H69V223L67 222V220H65V217H64V220L66 221V224H64V223H62V226L60 225L61 223L60 222H62V218H63V216H61ZM116 214V215H115ZM120 214V215H119ZM10 215V216H9ZM60 215V216H59ZM88 215V216H87ZM25 216L26 217H29V218H25ZM117 218H116V217ZM119 216H121V217H119ZM160 216H162V217H166V218H170V222L168 223V224H166L165 222H164V220H162V219H160V220H158L157 221V219L160 217ZM235 216H238L239 217V219L237 218V217H235ZM2 217V216H1ZM3 217H5V216H3ZM31 217V218H30ZM34 217L36 218V217H40V218H42L43 219V221L42 222H39L40 223V225L38 226V224H35L36 222H35V220H34ZM51 219H50V218ZM58 217L60 218V221L58 220H56V218L58 219ZM258 217V218H257ZM14 218H16V219H14ZM24 218V219H23ZM70 218V219H69ZM119 218H121V219H119ZM21 219V220H20ZM89 219H91V220H89ZM232 219H233V221H232ZM11 220V221H10ZM34 220V221H33ZM48 220H50V221H48ZM63 220V221H64ZM70 220H71V222L72 221H74V222H72L73 224V226L71 225V222H70ZM142 220V221H141ZM241 220V221H240ZM18 221H19V224H18ZM30 221V222H29ZM46 221H48V222H50V223H48V222H46ZM119 221H121V222H119ZM243 221H245V222H243ZM250 221H252V222H250ZM20 222H21V224H20ZM182 222H180V225L182 224V226H183V224H185V223H182ZM234 222V223H233ZM237 222V223H236ZM242 222H243V224H242ZM249 222V223H248ZM13 223V224H12ZM16 223H17V225H16ZM24 223V224H23ZM30 223V224H29ZM42 223V224H41ZM44 223V224H43ZM60 223V224H59ZM118 223V224H117ZM171 223H172V225L173 226H171ZM246 225H245V224ZM12 224V225H11ZM49 226H48V225ZM53 224V225H52ZM56 224H59V225H56ZM70 224V225H69ZM163 224H165V225H163ZM174 224H175V226H174ZM250 224V225H249ZM2 225V224H1ZM4 225V224H3ZM2 225V226H3ZM7 225V226H8ZM36 225V226H35ZM46 225V226H45ZM50 225H51V227H54V228H52L51 230H50ZM63 225L65 226V227H63ZM68 225V226H67ZM168 225V226H167ZM233 225V226H232ZM2 226H0V229H1V227ZM6 226V224H5V226H3V227H7ZM8 226V227H9ZM76 226V227H75ZM246 228H244V227ZM2 227V229L1 230H4L5 228H3ZM34 227V228H33ZM59 227H61V229L58 228ZM66 227H68V229L66 228ZM72 229V233H71V231H68V230H71L70 228ZM115 227V228H114ZM122 227V228H121ZM166 227V228H165ZM172 227V228H171ZM178 227V228H177ZM248 227V228H247ZM20 228V229H19ZM36 228H37V230H36ZM175 228V230L174 231H172L173 229ZM17 229V230H16ZM55 229H56V231H59V232H56L55 231ZM64 229L65 230H67V231H64ZM76 230L78 233H76V231H73V230ZM161 229V230H160ZM162 229H164V231L162 230ZM165 229H167V230H165ZM168 229H169V231H168ZM263 229H264V227H263ZM262 229V230H263ZM9 230H11V231H9ZM33 230V231H32ZM49 230V231H48ZM248 230H250V229H248ZM21 231V233H19ZM37 231H38V234H37ZM114 231V232H113ZM165 231H167V233L165 232ZM264 231V230H263ZM5 232H6V230H5ZM65 232V233H64ZM165 232V233H164ZM176 232V233H177ZM221 233H220V236H219V239H218V241H222V240H226L227 239V235H226V233H227V230H222V231H220ZM244 232V233H243ZM256 232V233H255ZM34 233V234H33ZM35 233H36V235H35ZM52 233H50V234H52ZM68 233L71 235H69L70 236V239H71V242H70V239H69V237L67 236L68 235ZM73 233L76 235V236H74L73 235ZM80 233V234H79ZM82 233V234H81ZM241 233H243L242 235H243V237L242 236H240V234ZM3 234H4V236H3ZM29 236H28V235ZM64 234V235H63ZM67 234V235H66ZM78 234V235H77ZM84 234V235H83ZM164 234H168V235H164ZM235 234H236V238H234L235 237ZM7 235H9V234H7ZM26 235V237H24V236ZM239 235V236H238ZM57 236V237H56ZM90 236V239L88 238ZM250 236V237H249ZM4 237V238H3ZM5 237H8V240L5 238ZM15 237V238H14ZM56 237V238H55ZM68 237V239H66ZM75 237H77L76 238V240L77 241H79L80 239H82V240H85L84 242L82 241V240H80V242H79V244H78V242H77V244L75 245L74 243H72V239L74 240V238ZM249 237V238H248ZM29 238V239H28ZM58 238V239H57ZM60 238V239H59ZM87 238V239H86ZM113 238H114V240H113ZM240 238V239H239ZM242 238V239H241ZM244 238V239H243ZM11 239V240H10ZM89 239V240H88ZM235 239H237V240H235ZM254 239V242H255V240H257L255 243L253 242V243H251V240H253ZM19 240V241H18ZM58 240V241H57ZM63 240H64V244L63 243H61V242H63ZM76 240H75V242H76ZM210 240V241H209ZM242 240V241H241ZM248 240H246V241H248ZM259 240V241H258ZM17 241H18V243H17ZM59 241H61V242H59ZM67 241V242H66ZM82 241V242H81ZM244 241V242H243ZM20 242V243H19ZM23 242V243H22ZM30 242V243H29ZM209 242H211V243H213V244H211L210 243V246H209ZM258 242V243H257ZM16 243V244H15ZM25 244L24 246L22 245V244ZM68 243V244H67ZM72 243V244H71ZM87 243H88V245H87ZM20 244V245H19ZM157 244V247H154L155 245ZM252 244H254V247L253 246H251ZM257 244V245H256ZM66 245V246H65ZM121 245V246H120ZM8 246V247H7ZM18 246V247H17ZM32 246V247H31ZM53 246V247H52ZM69 246V247H68ZM76 246H78V248H75ZM88 246H89V248H88ZM259 248H258V247ZM6 247V248H5ZM24 247H26L25 249H24ZM64 247H65V249H69V248H73V249H76V250H80V251H76L75 253H74V256H75V258H74V260L72 261H69V262H67L66 261V255H64V254H66L65 252L63 253V252H61V250H63L64 249ZM68 247V248H67ZM81 247H83V249L81 248ZM255 247H257V249L255 248ZM28 248V249H27ZM80 248V249H79ZM98 248V249H97ZM247 250H246V249ZM254 248V249H253ZM9 249H10V251H9ZM43 249V250H42ZM53 249H55V250H57V251H55V250H53ZM90 249H92V250H90ZM95 249V250H94ZM234 249V250H233ZM260 249V250H259ZM3 250V251H2ZM16 250V251H15ZM29 250V251H28ZM83 250V252H81ZM196 250V251H195ZM212 250V251H211ZM248 250H250V252H248ZM253 250V252H251ZM92 251V252H91ZM194 252V253H192V252ZM246 251H247V253H246ZM254 251H255V253H254ZM98 252V253H97ZM151 252V253H150ZM245 252V253H244ZM3 253L2 254H0V256H2L3 255ZM36 253V254H35ZM94 253V254H93ZM100 253V254H99ZM150 253V254H149ZM187 253H188V255H187ZM192 253V254H191ZM241 253V254H240ZM243 253V254H242ZM251 253H253V254H251ZM260 255H259V254ZM86 254V255H85ZM196 254V255H195ZM227 254H229V255H227ZM258 254V255H257ZM8 255H6V257H8ZM12 255V256H11ZM16 255H18V254H16ZM16 255H15V257H14V259L16 258ZM99 257H98V256ZM126 255V256H125ZM230 255H232V257H230ZM257 255V256H256ZM3 256H5V255H3ZM3 256H2V258H3ZM130 256V257H129ZM213 256H215V257H213ZM252 256H255L254 258L252 257ZM260 258H259V257ZM13 257H12V259H13ZM190 257V256H189ZM1 257H0V259H2ZM19 259H21L20 257H18ZM31 258V259H30ZM106 258V259H105ZM110 258H111V260H110ZM252 258V259H251ZM18 259V260H19ZM35 259V260H34ZM95 261H94V260ZM102 259L104 260V261H102ZM129 259V260H128ZM187 259H188V257H187ZM187 259H186V262L184 263V264H190L191 263V261L190 260H188L187 261ZM235 259V260H234ZM261 259V260H260ZM4 260H6V259H4ZM17 260V259H16ZM17 260V261H18ZM91 260V261H90ZM97 260H99V261H97ZM142 260V261H141ZM65 261H66V263H65ZM102 261V262H101ZM110 261V262H109ZM114 261V262H115ZM235 261V262H234ZM37 262H39V261H37ZM136 262V263H135ZM234 262V263H233ZM3 263V261L2 260H0V264H2ZM50 263V264H51ZM196 263V264H197ZM45 264H48V263H45ZM106 264V263H105ZM191 264H195V261L194 262H192Z\"/></svg>", "mask_w": 264, "mask_h": 264}, {"label": "bare ground", "instance_id": "obj_2", "mask_svg": "<svg viewBox=\"0 0 264 264\" xmlns=\"http://www.w3.org/2000/svg\"><path fill=\"white\" fill-rule=\"evenodd\" d=\"M78 1V0H77ZM91 1H93V2H95V5H94V3H93V5H91ZM107 1V2H106ZM112 1H113V4H114V2H116L117 3V0L115 1V0H109V2H108V0H103V3H102V5L104 4V2H105V4H104V7L103 6H101V4H98L99 6H97V3L99 2H97L96 0H90L89 2H91L90 4L88 3V0L87 1H85V4H86V2L88 3L87 5L88 6H86L85 7V4L83 5V6H81V7H83V8H85V10L87 9V11L85 12L84 11V9H81L80 7V12L82 11V13H83V18H84V13L86 14V16L87 15H90V13H89V11H90V9H91V11H92V8L95 6H97L96 8H98V9H96V8H94L93 10H97V11H99L98 13H97V15L99 16V15H101V17H103V18H101L100 19V17H98L97 15L95 16V12H97V11H95L94 13L95 14H93L92 16H90V17H92L93 19H95L96 17H98V19H97V21L96 22H98L99 21V24L100 25H102L103 23H101V22H103L104 21V19L106 18V20L104 21V23L105 22H107L106 24H107V27H108V25L109 26H114L115 25V22L117 21V18L119 17V15L121 14L120 12H122L121 10H123L124 11V13H126L127 11L125 10V8L127 9L128 7L126 6V7H124L123 5H119V9L121 8V10L120 11H115V15L114 16H112V15H110L111 14V10H113V12H114V9H112V8H110V9H107V12H105V15H104V10L106 11V6H108V3H110L111 5H112ZM118 1H120V2H122L121 0H118ZM137 1L138 0H135L134 2L135 3H137ZM140 2H138V3H140V5H141V0H139ZM144 1V0H143ZM161 1H163V0H161ZM170 0H168V2H169ZM172 1V3H173V1L175 2V3H169V5H172L171 7L170 6H167L166 8H167V10H168V7H170L171 8V10H173V8H175L176 6L178 7H180V5H182L183 3H189L190 1L188 0V2H187V0H181L180 1V3H179V1L177 2V3H179L178 5L176 4V0H171ZM185 1V2H184ZM192 1H195V0H192ZM199 1V0H198ZM198 1L196 0V2L198 3ZM201 2H207V0L205 1V0H200ZM199 1V4H201V2ZM218 1V0H217ZM222 1V0H221ZM227 0H224V2H226ZM234 1V3L233 4H230V6L228 5H225V6H227L226 8H228V9H231V8H235V10L234 9H231L230 10V12L231 13H235V12H237L238 10V8H237V6H241V5H243V6H245L244 8H242L243 9V12H244V10H245V8L247 9L248 7H249V9L251 10V9H253L254 10V8H255V10L257 9L258 10V12H259V14H260V18L259 19H254V20H259L257 23H255V21L254 20H252V18H250V20H249V15H248V19H247V17L246 16H244V18H246V19H244V18H242V20L239 18V20L237 19V21L239 22V25H238V23H237V21H235L236 23H237V26H235L236 24H233V18L232 17H234V18H236V17H238L236 14H231L230 12H229V14L230 15H228L229 17L230 16H232V15H235V16H232L231 17V21H232V27L235 29V28H239L238 29V31L236 32H234L233 31V28H232V31H230V35L228 34V35H224L225 37H218V39L216 38V33H214V37H211L212 39L214 38V44H215V48L213 49V56L214 57H211L210 56V58L208 59L207 57H205V58H207V60H209V62H211L210 60L212 59V62L211 63H209L210 65H211V67H210V65H208V63H207V60H206V63H207V66L206 67H209L211 70H212V72H211V74H209L210 75V80H211V86H212V91H213V93H214V95H213V93H211V92H209L211 89H209L208 88V92L210 93V95H212V96H209V97H212V99H214L215 100V97L217 96V98H218V96L219 95H222V96H220L221 98L223 97V95H224V97H223V99L222 100H224V102H227V107L229 106V107H231V106H234V105H232L233 103H235L236 105L239 103V101H241L242 103H240L239 104V106H236L235 108H233V107H231V110H230V108H225V111L227 112L226 114H225V111H224V109L221 107V105L222 104H220L219 103V101H218V103L217 102H215L216 103V107H217V105L219 104L220 105V107L219 108H222V110L224 111V118H225V121H226V123H225V125L227 126V130H228V132H227V134H226V131H224V134L222 133L223 131L220 129V126L221 127H223L222 126V121H220V119L221 120H223L224 118L221 116V118H219V119H217V117L218 116H220L223 112L221 111V114L219 113L220 111V109L219 108H217V109H219L218 110V114H220V115H217V117H216V119L218 120V123H219V121H220V123H219V125L220 126H218V127H216V130H217V128H218V130L221 132V134L219 133V131H216V132H218V134H220V135H218L216 138L214 137V138H209L210 140L209 141H207L206 139H205V141H204V143H207L208 144V147L209 146H216V149H219V148H217L218 146H220V148L223 150V149H227V150H229V152L227 153L228 154V156H230V159H232L231 161L229 160V159H224V157H222L223 159H220L221 160V162L220 163H222V162H224L223 164H222V167H221V165L220 166H218L219 164H217V160L215 161V163L214 164H217V165H214L212 162H214V161H211V159H210V156L211 155H209L207 152H205L201 147H196L197 148V151H199V152H197L199 155H202V157H208V162H206L205 164H208L207 165V168L209 167V162H211L210 163V166L213 164L214 165V167H213V165L211 166L213 169H212V171H216L217 172V168H222V169H228V171L226 172L225 170H222L221 168L218 170V171H220V170H222V171H224V172H226L227 174L229 173V175L230 176H226L225 178H224V176L223 175H226V173H224V174H222V177L224 178V180H227V185L225 184V189H226V191H222L223 192V194L220 196V197H218L217 199H215V196H214V199H215V201H210L211 203H209V202H204L205 204H208V205H206V209H204V210H202L201 209V207H200V209L201 210H199V208H198V210H197V208H196V210H195V212H194V209H191V210H193V211H191V210H189V211H187V212H191V213H193L192 214V216H190V217H188V220H190L188 223L186 222V219H184V222H182V221H180V222H182V223H185V224H183V226H182V224L180 225V222H179V225H178V227L179 226H181L180 227V229H179V231L176 233H170V235H168V234H164V235H168V237L167 236H165V239H163L164 241H162V243L160 244V245H158V247H157V244L154 246V247H157L156 248V251H154V253L152 254V255H150V256H147V258L144 260V261H142V262H140V264H184L185 262H186V259H187V257H188V259H187V261L188 260H190L191 261V263L192 262H194L195 261V264L197 263V261H196V259H194L193 260V258L195 257H191V255H189V256H185V254H186V252L188 251V252H190L189 250H192V249H194L196 246H199V244L200 243H202L204 240H206L207 241V239H210V240H212V242H214V244L213 243H211V242H209V246H210V243L211 244H213V247H214V249H213V251H216L217 250V248H221V249H224L225 251H231V249L232 248H234V247H238V241H235L234 242V240H233V237L231 238V236H232V234L233 233H235V232H232L231 231V229H233L230 225H231V222H230V225L229 224H226V223H229V220H231V215H230V212H231V210H233L234 208H236L238 205H244V204H248V205H250V209H252V210H257V215H258V217H259V224L258 225H256V226H254L253 227V225H255V224H252V229L250 228L251 226H249V228L248 229H250V230H248V229H246L244 226V228L246 229V231L247 232H243V233H241L240 234V236H242L243 237V235H245V234H249V233H252V232H249L248 233V231H251V230H253V232L254 231H256L255 229H258V231H260L259 232V236H257V238L258 237H263V240L260 242V249H262V247H263V249H264V229H263V227H264V3L262 2V0L260 1V0H233ZM253 1H256L255 3L253 2ZM260 1V2H259ZM84 1H79V3H75L74 2V0H0V135H5L6 134V136L7 135H12V137H3V136H0V140L2 141V143H3V141H4V143H3V146H2V149L0 148V183L1 184H3V182L1 181L2 179H4V181L6 182H4L5 184H6V186H7V183H8V187L10 188V185H9V183L10 182H8V181H16L18 178H19V175H22V174H19L18 173V170H19V172H23V174H24V176H21V177H23L24 178V180H25V177L27 176V175H29L28 173H30V172H32L31 170L33 169V171L35 172V170H34V166L33 165H35L36 164V160H38V159H36V158H40V157H36L34 160H32V158H34V156H36L37 155V153H38V155H40L41 153V151H40V149L41 150H43L44 148H47V146L46 145H48V143H51V144H49V146H51V145H54L55 143H54V141L56 142L57 141V139H56V137L58 138V128L60 129V127H62V126H64L63 125V123H64V119H65V122H68V121H66V117H69V116H67V115H69V113H66L68 110V108L66 109L67 111H65L64 110V112L67 114L66 115V117H64V119H63V122H62V126H59V125H61V123L59 124V122H60V119H62V117H59V116H62V114H64V112H62L61 114H59V116L57 117V116H55V117H53L54 119H56V120H58L59 122H53L54 121V119L53 120H50V122L52 123L50 126H52V125H57L56 127H57V129H55V130H53V128H56V127H53L52 129L51 128H48L47 126H45V127H47L48 129H51V131H52V134H53V132H55L54 134H56L54 137H55V139L53 140L52 138H53V135H52V137H51V135H50V137H51V139L49 140V138L50 137H47V136H49V134H51V132L49 133L48 132V130H47V128L45 129L47 132H48V134L43 138V135L45 134L44 132H46L45 130H42V128L40 129L39 127H41V126H43V123L47 120V118H46V120L44 121L43 119H42V116L40 117L39 115H38V117L39 118H41V120H43V121H41L42 123H41V126H40V119H38L39 121H38V124H39V127L37 126V128H33V125H34V123H33V125H30L31 127H29V126H27V125H25V124H28V123H26V121L27 120H31V117L30 116H32L33 114H38V112H36V108H38V107H36L35 105L37 104V100L39 99V96H40V94H39V96H36V97H38V99L36 100V97L34 96V95H32V94H37V93H39L40 91L39 90H43L42 91V94L44 95V93H45V95L44 96H47L48 98H49V94H51V93H49L48 94V92H50V91H53V93H57V86L55 85V84H57V82L58 81H56L55 83H53V81L51 80L52 78H53V76L55 77V75H52V73H49V72H51V67L48 65L49 63L51 64V60L53 59L54 60V58L56 59V57L54 56V58H50V56L51 57H53V55H50L51 54V45H50V43H57V46L59 47V49L60 50H62L63 52V54H65L64 52L67 50H70V47H71V44L69 43V41H70V39H73L72 37H74L72 34H74L75 32V30H76V32L77 33H75V34H78V33H80L79 35H81V33L82 32H87V29H89L88 30V33L91 35V37L88 35V33H87V37H90V44H91V46L92 45H96V44H94V43H92V40H91V38H95L96 37V34H98L100 31H102L101 29H103V31H104V29L106 28V26L104 25V28H101V26L100 27H97V25L99 26V24H96V27H97V29L99 28L100 29V31H98L97 29H96V27H95V25L93 24L94 22H92V21H95V20H92V18H91V22H89V23H92L91 25H92V28H89V24H86L85 26H83V27H79V26H77V25H81L80 24V22L79 23H77V22H75L76 21V18L78 17V16H76L75 15V13H77V10L79 11V9L77 8V4L78 5H81L82 3H83ZM97 2V3H96ZM125 2V1H124ZM164 2V1H163ZM228 2V1H227ZM242 2H243V4H242ZM258 2L259 3H261L262 2V4L261 5H259V7L257 6V4H258ZM75 3V4H74ZM107 3V4H106ZM114 4V7L113 8H115V6L117 5L118 6V3L117 4ZM128 3V2H127ZM197 3H195L196 5H197ZM250 3H252L251 5H249L248 6V4H250ZM255 5H254V4ZM109 4V6L107 7V8H109L111 5ZM158 4H160V2L158 3ZM162 4V3H161ZM160 4V5H161ZM191 4V3H190ZM188 5V7H191V5L193 6V4H191V5ZM194 4V5H195ZM207 4V3H206ZM208 4H210V3H208ZM221 4V3H220ZM91 5V7L90 8H88L89 6ZM106 5V6H105ZM133 5L134 6H138L139 4H134L133 3ZM149 5V4H148ZM165 5V4H164ZM183 5H186V4H183ZM217 5V4H216ZM215 5V6H216ZM222 5H223V3H222ZM231 5H236V7L234 6V7H232ZM247 5V6H246ZM73 6L75 7L76 6V8H77V10H76V8L74 9L73 8ZM93 6V7H92ZM142 6V5H141ZM199 6V5H198ZM198 6H196L195 7V9H197V8H199ZM214 6V7H215ZM224 6V5H223ZM222 6V7H223ZM101 7V9L103 10V13H101L102 12V10L100 11L99 10V8ZM103 7V8H102ZM112 7V6H111ZM122 7H124V8H122ZM129 7H130V5H129ZM131 7H132V5H131ZM143 7V6H142ZM146 7H148V6H146ZM150 5H149V9H150ZM173 7V8H172ZM182 7V6H181ZM184 8H186L185 6H183ZM254 7V8H253ZM105 8V9H104ZM153 8V7H152ZM182 9V10H185V9ZM216 8H217V6H216ZM237 8V9H236ZM72 9H73V11H75L74 12V14L73 13H71L72 12ZM118 9V10H119ZM129 9V8H128ZM146 9V8H145ZM148 9V10H149ZM176 10L178 9V8H175ZM187 9V8H186ZM242 9H239V11H241ZM249 9H247L248 11H250ZM110 10V11H109ZM115 10H117V8L115 9ZM151 10V9H150ZM181 9H179L178 11H180ZM193 10V9H192ZM203 10V9H202ZM214 10V9H213ZM216 10V9H215ZM227 10V9H226ZM237 10V11H236ZM246 10V13L248 12ZM257 10H256V13H258L257 12ZM90 11V12H91ZM109 11V12H108ZM128 11H131L130 9L128 10ZM187 11V10H186ZM190 11V10H189ZM200 11V10H199ZM218 11H219V9H218ZM232 11H235V12H232ZM116 12L119 14L118 16L116 15ZM131 12H133V11H131ZM154 12V11H153ZM164 12V11H163ZM175 12V11H174ZM173 11H172V13H174ZM183 12V11H182ZM191 12V11H190ZM192 12H194V11H192ZM213 12V11H212ZM221 12V11H220ZM228 12V11H227ZM226 12V13H227ZM251 13L253 12V11H250ZM250 12H248L249 14H251ZM89 13V14H88ZM91 13H93V11L91 12ZM101 13V14H100ZM106 13H108L109 14V16L110 17H113L114 19V21L112 20V18L111 19H109V22H114V24H111V23H108V20H107V18H109V16H107V14ZM129 13V12H128ZM135 13V12H134ZM152 12H150L149 14H151ZM177 13V12H176ZM180 13V12H179ZM178 13V14H179ZM185 13V12H184ZM218 13V12H217ZM256 13H254L253 12V15L255 14L256 15ZM72 14V15H71ZM112 14H114V13H112ZM123 14V13H122ZM162 14V13H161ZM175 14V13H174ZM180 14H182V13H180ZM190 13H188V15H187V13H186V15L188 16V18H189V16L191 17L189 20L190 21H193V22H195L196 24H197V22H196V20H194L193 18H192V16L191 15H189ZM239 14V13H238ZM245 14V13H244ZM73 15H75V16H73ZM123 15H125V17H127V16H129L128 14H123ZM130 15H132L131 13H130ZM152 15V14H151ZM151 15H150V17H147V18H151ZM156 15V14H155ZM168 15H169V17H170V14L168 13ZM177 14H175V19H177V21H179V19L180 18H177V16H176ZM193 15V14H192ZM195 15V14H194ZM197 15V14H196ZM202 15V14H201ZM211 15H213V14H211ZM210 15V16H211ZM219 15H221L220 13H219ZM227 15V14H226ZM72 16L75 18L74 20L75 21H71V19H73L72 18ZM85 16V17H86ZM94 16V17H93ZM106 16V17H105ZM117 16V17H116ZM158 15H156V17H157ZM172 16V15H171ZM183 16H185V14L183 15ZM198 16V15H197ZM215 15H213V17H214ZM223 16H225V14L223 15ZM89 17V18H90ZM115 17H116V20H115ZM122 17V15H120V18ZM125 17H122V21L121 20H118L117 22H116V24L119 22V21H121V22H119V24H122V25H120V26H123V25H125V23L127 24L126 26L127 27H131L130 26V18H129V22L128 21H126V22H124V20H126L127 18H125ZM133 17V16H132ZM153 17V16H152ZM168 17V18H169ZM181 17V16H180ZM212 17V16H211ZM218 17V16H217ZM229 17H228V19H229ZM80 18V17H79ZM82 18V19H83ZM125 18V19H124ZM173 19H174V15H173V17H172ZM221 18H222V16H221ZM103 19V20H102ZM124 19V20H123ZM132 19V18H131ZM156 19V18H155ZM159 19V18H158ZM184 20H185V17L183 18ZM208 19V18H207ZM220 19V18H219ZM218 19V20H219ZM228 19H226V17H223L222 18V20L220 19L219 21L216 19V22L217 23H219L220 21V24L222 23V21H223V23H222V25L224 24V26H225V24L226 23H224L225 21L227 22L228 21V23H229V20ZM78 20V19H77ZM81 20V19H80ZM86 20H88V19H86ZM138 20V19H137ZM136 20V21H137ZM172 20V19H171ZM181 20H182V18H181ZM197 20H200L199 18L197 19ZM211 20H212V22H213V18L212 19H209V21L207 20L206 22H211ZM261 20V21H260ZM85 21V20H84ZM152 22H154L153 20H151ZM150 21V22H151ZM230 21V22H231ZM75 22V23H74ZM123 22H124V24H123ZM135 22V21H134ZM176 22V21H175ZM212 22L211 23H209V25L211 24L212 25ZM84 23V22H83ZM168 23V22H167ZM172 23V22H171ZM181 23V22H180ZM180 23H176V24H180ZM204 23V25H205V22H203ZM216 23V24H217ZM73 24V25H72ZM119 24H117V25H119ZM133 24V23H132ZM135 24V23H134ZM149 24V23H148ZM152 24V23H151ZM175 23H173L172 25H174ZM214 24V23H213ZM72 25V26H71ZM74 25H76L75 27L77 28V29H75L74 28ZM90 25V26H91ZM169 25H171V24H169ZM169 25H168V27H169ZM208 25V24H207ZM207 25H205V26H207ZM210 25V26H211ZM82 26V25H81ZM94 26V27H93ZM118 27L117 29H121V27ZM136 26H137V24H136ZM139 26H140V23H139ZM147 25H145V27H146ZM166 26V25H165ZM202 26H203V24H202ZM216 26V25H215ZM221 26V25H220ZM228 26V27H227ZM235 26V27H234ZM124 27L125 26H123V28H122V30L123 31H125V33H126V30H127V28H126V30L124 29ZM142 27V26H141ZM144 27V26H143ZM181 30H185V29H189L190 28V26L189 25H187L185 22H182V25H181ZM195 27H197V25L195 26ZM213 27H214V25H213ZM223 27V26H222ZM221 27V29H223ZM226 27H227V29H229L230 27H229V25H226ZM94 28V29H93ZM110 27H108V29H109ZM214 28H216V27H214ZM218 28V27H217ZM91 29V30H90ZM97 30L98 32L96 33V31L94 32L95 33V36H94V34H92L93 33V31L94 30ZM133 29L135 30V28H133L132 27V31H133ZM145 29V28H144ZM106 30V29H105ZM130 30H131V28H130ZM130 30L128 31L129 33H130ZM169 30V29H168ZM176 30V29H175ZM194 30H195V28H194ZM215 30V29H214ZM224 30H225V28H224ZM230 30H231V28H230ZM92 31V32H91ZM117 31V30H116ZM229 31V30H228ZM74 32V33H73ZM105 32V31H104ZM112 32V31H111ZM122 32V31H121ZM120 31H118V37H120L121 35L119 34V33H121ZM187 32V31H186ZM101 33V32H100ZM99 33V34H100ZM108 33H110V32H108ZM114 33H116V32H114ZM124 33V32H123ZM123 33H121V34H123ZM128 33V34H129ZM139 33V32H138ZM154 33V32H153ZM191 33V32H190ZM193 33V32H192ZM191 33V34H192ZM227 33V32H226ZM231 33H233V34H231ZM103 34V33H102ZM128 34H125V35H128ZM134 34V33H133ZM132 34V35H133ZM136 34V33H135ZM135 34H134V37H136L135 36ZM140 34V33H139ZM151 34V33H150ZM216 34V35H215ZM223 34H225V32H223ZM79 35H77V38H76V40L80 37ZM83 35H84V33H83ZM93 35V36H92ZM117 35V34H116ZM125 35H123V36H125ZM152 35V34H151ZM199 35V34H198ZM220 35V34H219ZM85 36V38H86V40H85V38H84V40L86 41V43H88L89 44V39L87 40V37ZM140 36V35H139ZM167 36V35H166ZM190 36H194V34H192V35H190ZM223 36V35H222ZM103 37V36H102ZM117 37V36H116ZM122 37V36H121ZM128 37V36H127ZM132 37V36H131ZM134 37H133V39H134ZM142 37V36H141ZM140 37V38H141ZM147 37V36H146ZM145 37V38H146ZM152 37V36H151ZM158 37V36H157ZM178 37L179 38H183V40L181 41V43H187V42H185L184 41V34H182L181 32L179 33V35H178ZM82 38H83V36H82ZM82 38L80 37V39L79 40H82ZM101 37L99 36L97 39H100ZM105 38H106V35H105ZM124 38H126V36L125 37H123L122 39H124ZM137 38V37H136ZM139 38V37H138ZM137 38V39H138ZM202 38H203V36H202ZM96 39V38H95ZM96 39V40H97ZM101 39H103V38H101ZM100 39V40H101ZM121 39V38H120ZM142 39V38H141ZM150 39V38H149ZM187 39H190V37L189 38H187ZM187 39H186V41H187ZM105 40V39H104ZM126 40H127V38H126ZM125 40V41H126ZM193 40H199V37H196L195 36V38L193 39ZM88 41V42H87ZM94 41V40H93ZM119 41V40H118ZM117 41V42H118ZM122 41V40H121ZM128 41H130V40H128ZM134 41H137V40H135L134 39ZM134 41H132V42H134ZM139 41H140V39H139ZM143 41V40H142ZM144 41H146V40H144ZM161 41V40H160ZM205 41H207V40H204L203 42H205ZM76 42H78V40L76 41ZM82 42H84L83 40H82ZM82 42H80L79 41V43H80V45H81V47H83L82 46V44H84V43H82ZM102 42V41H101ZM101 42H99V43H101ZM124 42V41H123ZM149 42V41H148ZM192 42V41H191ZM196 42V41H195ZM40 43H43V44H40ZM79 43H77V45H79ZM82 43V44H81ZM95 43H97L98 44V41L97 42H95ZM121 43V42H120ZM126 43H128L127 41H126ZM134 43H136V42H134ZM140 43H142V42H140ZM140 43H138V44H140ZM150 43V42H149ZM176 43V42H175ZM181 43H179L180 44V48L182 49V46H181ZM190 43V42H189ZM206 43V42H205ZM204 43V44H205ZM76 44V43H75ZM119 43H117V45H118ZM145 43H142L141 44V46H143ZM148 44V43H147ZM163 44V43H162ZM173 44V43H172ZM185 44H183V45H185ZM195 44V43H194ZM203 43H201V46L203 47V45H202ZM40 45H42V46H44L43 48L40 46ZM103 45V44H102ZM116 45V44H115ZM114 45V46H115ZM175 45V44H174ZM188 44H186L185 46H187ZM219 45H222V46H219ZM237 45H238V47H239V49L237 50V51H239V52H241V53H239V54H237L236 52L235 53H233L235 50L233 49V47H237ZM50 46V47H49ZM88 46V45H87ZM93 46V47H94ZM120 46V48L119 49H121V44L119 45ZM128 46V45H127ZM141 46H139V47H141ZM177 46V45H176ZM196 46V45H195ZM205 46V45H204ZM79 47V46H78ZM81 47H79L80 49H81ZM92 47V48H93ZM99 47V46H98ZM133 47V46H132ZM146 47V46H145ZM168 47H170V46H168ZM178 47V48H179ZM197 47H199V49L201 50V47H200V45L198 46L197 45ZM211 47V46H210ZM221 49H219V48ZM79 48H77V49H79ZM149 48V47H148ZM173 48V47H172ZM176 48V47H175ZM179 48V49H180ZM187 48V47H186ZM185 48V52H186V50L188 49V50H191V49H189V48H191V47H189V48H187L186 49ZM56 49L57 48H55V46H53L52 47V50L54 51V53H56L57 51H56ZM72 49H73V47H72ZM86 49H90V50H88V51H91V48H90V46H89V48L87 47ZM85 49V50H86ZM94 49H97L96 48V46H95V48ZM101 52L103 51V50H101V49H103V48H98ZM140 49H142V48H140ZM143 49H144V46H143ZM146 50H148L147 48H145ZM165 49V48H164ZM170 48H168L167 50H165V51H168ZM177 49V48H176ZM175 49V50H176ZM197 49V48H196ZM195 49V50H196ZM211 49V48H210ZM74 50V49H73ZM82 50V49H81ZM145 50V51H146ZM170 50H172V49H170ZM206 50L207 49H205V52H206ZM226 50V51H225ZM67 51H66V53H67ZM83 51V50H82ZM81 51V52H82ZM95 51V50H94ZM115 51V50H114ZM113 51V52H114ZM131 51V50H130ZM164 51V52H165ZM180 51V50H179ZM199 51V50H198ZM223 51L225 52L224 54H226V52H227V54L225 55L226 57H222V58H218V57H220L221 55H223L222 53H223ZM84 52H86V51H84ZM84 52H82V53H84ZM92 53H93V50L91 51ZM90 52V53H91ZM134 52H138V51H134ZM163 52V53H164ZM175 52V51H174ZM177 52H178V49H177ZM192 52V51H191ZM195 52V51H194ZM218 52H220L221 54L219 55V53ZM45 53V54H44ZM59 54V56L61 57L60 59L62 60V65H61V60H58L59 59V57H57L58 59V61H60L59 63H60V65H59V67H56L57 69H55L54 71H55V73H53V74H56L57 75V77H60L59 75L61 74H63L64 75V73L63 72H61L58 68H61V66H62V68L64 67V69L66 68V64H69L70 65V62H69V58L67 57V59H68V62H66V60L67 59H65V63L63 64V62H64V59H62L63 57H65V56H63V54ZM69 53H70V51H69ZM73 53V52H72ZM75 53V52H74ZM89 52H88V54H90ZM100 53V52H99ZM142 53H145V52H142ZM171 53V55H172V53H173V51L172 52H170ZM178 53H180V52H178ZM184 53V52H183ZM183 53H182V55H183ZM187 53V52H186ZM47 54H49L50 56H47ZM78 54H80V52L78 53ZM94 54H97V53H94ZM101 54V53H100ZM102 54H103V52H102ZM111 54V53H110ZM109 54V55H110ZM165 54L168 56V53L167 52H165ZM164 54V55H165ZM188 54H190V56H191V53H188ZM188 54H187V56H188ZM210 54H211V52H210ZM217 54V56L215 57V55ZM234 54V55H233ZM44 55H46L47 57H49L50 58V62L49 61H47V57L46 56H44ZM56 56H58L57 55V53L55 54ZM73 55H75V54H73ZM91 55V54H90ZM117 55V54H116ZM162 55V54H161ZM170 54H169V56H171ZM176 55H178V54H176ZM179 56V58H180V60L182 59L183 60V56ZM196 55V54H195ZM201 54L199 53V56H200ZM208 55V54H207ZM207 55H205V56H207ZM219 55V56H218ZM228 55V56H227ZM63 56V57H62ZM85 56V55H84ZM87 56V55H86ZM189 56V57H190ZM70 57V56H69ZM72 57V56H71ZM90 57V56H89ZM96 57H97V55H96ZM99 57H102V56H99ZM99 57H97L98 58V60H99ZM116 57V56H115ZM166 57V56H165ZM176 57V56H175ZM184 57H186V56H184ZM203 58H204V56H202ZM49 58H48V60H49ZM74 57H72L71 59H73ZM82 58V57H81ZM85 58V57H84ZM83 58V59H84ZM88 58V57H87ZM92 58H93V56H92ZM170 58V57H169ZM171 60H173L172 62L170 61V59H169V64H170V66L171 67H169V66H167L168 68V74H169V78H168V80H172V79H174V78H172L170 75L172 74H175V76H176V78L179 76L178 75V72H176L175 70L178 68V67H175V65H180V67H182V68H184L185 67V65L183 64V66H182V63L180 62V64H176L175 63V65H174V62H178L179 63V59L176 61V60H174L173 59V57L171 56ZM177 58V57H176ZM196 58V57H195ZM194 58V59H195ZM41 59V62H44V60H46L44 63L45 64H47L46 66L45 65H40V67L41 68H43L44 70L42 71V69H41V71H42V73H40L41 71H40V67H38L37 66V63H39V64H41V62L39 61ZM42 59H44V60H42ZM93 59H95V57L93 58ZM102 59V58H101ZM148 59H150V58H148ZM164 59H166V58H164ZM199 59H201V58H199ZM199 59H197V63H201V62H198L199 61ZM52 60V61H53ZM74 60H75V62H76V59L74 58ZM74 60H72V62L74 61ZM82 60V59H81ZM80 60V61H81ZM89 60V59H88ZM145 59H143V61H144ZM152 60V59H151ZM166 60H168V58L166 59ZM188 60V59H187ZM220 60V63L221 64H219V62L218 61ZM39 61V62H38ZM55 61V60H54ZM53 61V62H54ZM82 61H84V60H82ZM95 61V60H94ZM97 61V60H96ZM103 61H104V59H103ZM149 61V60H148ZM201 61V60H200ZM202 61H205V60H202ZM223 62V64H224V67H226V69L228 68L229 70H228V72L227 73H225V75H226V77L224 78L223 77V74H221V75H219V73L221 72V67L223 66V64H222V62ZM52 62V64H51V66L52 65H54V63H56V62H54L53 63ZM71 62V63H72ZM75 62H74V64H75ZM91 62H92V60H91ZM91 62H89L90 64H91ZM142 62V61H141ZM159 62V61H158ZM166 62V61H165ZM58 63V62H57ZM56 63V64H57ZM77 63H79V62H77ZM89 64V63H87V62H84V64ZM93 63H95V62H93ZM114 63V62H113ZM144 63V62H143ZM172 63V64H171ZM184 63V62H183ZM196 63V64H197ZM43 64V63H42ZM55 64V65H56ZM73 64V65H74ZM82 64V63H81ZM96 64V63H95ZM102 64V63H101ZM103 64H105V63H103ZM205 64V63H204ZM237 64V65H236ZM239 64V65H238ZM58 65V64H57ZM72 64L70 65V67L71 66H73ZM77 65V66H76ZM100 65V64H99ZM98 65V66H99ZM163 65H164V63H163ZM165 65H167L166 63H165ZM191 65V64H190ZM199 65V64H198ZM47 66H49L50 67V69L48 70V69H46L45 67H47ZM75 66L76 67H78V64H75ZM81 66V65H80ZM83 66H85V65H83ZM87 66H90V65H87ZM94 66V65H93ZM109 66H111V65H109ZM118 66V65H117ZM149 66V65H148ZM175 67V70L173 69L174 67ZM49 67H47V68H49ZM67 67H68V65H67ZM101 66H99V68H100ZM121 67V66H120ZM187 67H189V65H187L185 68H187ZM234 67H236L235 68V70L236 69H238L239 71H241V75L240 74H238V73H236L237 71H235L233 68ZM238 67V68H237ZM53 68V67H52ZM72 68V67H71ZM73 68H74V66H73ZM87 68V67H86ZM91 68V67H90ZM94 68H98V67H94ZM108 68V67H107ZM112 68V67H111ZM117 68V67H116ZM115 68V69H116ZM195 68H197V67H194L193 69L195 70ZM199 68V67H198ZM54 69V68H53ZM67 69H69V67L67 68ZM91 69H93V68H91ZM106 69V68H105ZM136 69V68H135ZM169 69H170V73H169ZM180 68H178L177 70H179ZM233 69V70H232ZM46 70H48L49 72V74H45L47 71ZM63 70V69H62ZM96 70V69H95ZM101 70V69H100ZM163 70V69H162ZM185 71H187V69H184ZM183 70V71H184ZM197 70V69H196ZM204 70V69H203ZM203 70H202V68L200 67L199 68V70H197L194 74H193V79L188 75V72H185L186 73V75L185 76H187V78H191V80L190 81H192V80H194L195 81V83H193V82H189L188 84H191V83H193V85H196V86H199L200 88L202 87V85H204L203 84V82H204V80L206 79V78H204V77H206L205 76V72L203 73ZM206 70V69H205ZM220 70V71H219ZM53 71V70H52ZM58 71V72H57ZM60 71V72H59ZM63 71H67V70H63ZM75 71V69L72 71V72H74ZM92 71H94V70H92ZM107 70H104V72H106ZM157 71V70H156ZM166 71V72H167ZM180 71L181 70H179V74L180 75H182V73H184V72H182V73H180ZM189 71V70H188ZM223 71V70H222ZM227 71V70H226ZM82 72V71H81ZM103 72V71H102ZM103 72V73H104ZM112 72V71H111ZM137 72V71H136ZM175 72V73H174ZM194 72V71H193ZM225 72V71H224ZM250 72H254V73H257L256 74V76L253 74V76H251L252 75V73H250ZM43 73L45 74V75H43ZM58 73V74H57ZM68 73V72H67ZM66 73V74H67ZM90 73V72H89ZM94 73H96V72H94ZM159 73V72H158ZM191 73V72H190ZM208 73V72H207ZM218 73V74H217ZM240 73V72H239ZM64 75V76H66V79H68L67 78V75ZM79 74V73H78ZM106 74V73H105ZM167 74V73H166ZM69 75H72V73L70 74L69 73ZM68 75V76H69ZM76 75V74H75ZM84 75V74H83ZM100 74H98V76H99ZM113 75V74H112ZM134 75V74H133ZM208 75V74H207ZM219 75V76H218ZM43 76H44V78H43ZM45 76H47V78H48V80H47V78H46V80H45ZM52 78H51V77ZM82 76V75H81ZM92 76V75H91ZM95 76H96V74H95ZM97 76V77H98ZM106 76V75H105ZM111 76V75H110ZM174 76V75H173ZM183 76V75H182ZM185 76H183L184 77V79H186L185 78ZM93 77H94V75H93ZM100 77V76H99ZM101 77H102V75H101ZM108 77V76H107ZM114 77V76H113ZM171 77V78H170ZM56 78V77H55ZM54 78V81L56 80ZM61 78V77H60ZM82 78V77H81ZM118 78V77H117ZM175 78V79H176ZM178 78H180V77H178ZM182 78V77H181ZM227 78V79H226ZM63 79L64 80H66L64 77H63ZM103 79H106V77H103ZM183 79V78H182ZM182 79H180L181 81H179L178 80V83H176L175 85L177 86V84L180 86H182L181 88V90H183L184 88L185 89H187L188 87H185L184 85H185V82H188V81H183V84H181L182 83ZM245 79V80H244ZM49 80L51 81V83L49 82ZM71 80V79H70ZM70 80H68V81H66V84H67V82H68V84H69V81ZM82 80V79H81ZM110 80V79H109ZM115 80V79H114ZM120 80V79H119ZM167 80V81H168ZM207 81H208V77H207V79H206ZM48 81V82H47ZM61 81H62V79H61ZM61 81H60V83H61ZM78 81V80H77ZM89 81H90V79H89ZM129 81V80H128ZM173 81V80H172ZM171 81V82H172ZM175 81V80H174ZM240 81H241V83H240ZM72 82V81H71ZM94 82V81H93ZM104 82H106V81H103V83ZM112 82V81H111ZM170 82V83H171ZM244 83V85H242L243 83ZM48 83H49V85H48ZM62 83H64V82H62ZM132 83V82H131ZM168 83H169V81H168ZM50 84L52 85V86H50ZM53 84L55 85V86H53ZM65 84V83H64ZM65 84V85H66ZM72 84V83H71ZM71 84L70 85H68V86H70L71 87ZM84 84V83H83ZM172 84V83H171ZM208 84H210V83H208ZM207 84V82H206V85H208ZM75 85H76V83H75ZM104 85H106L105 83H104ZM120 85V84H119ZM125 85V84H124ZM167 85V84H166ZM192 85V84H191ZM192 85V86H193ZM59 86V88H60V85H58ZM85 86V85H84ZM107 86H109V89H110V85H107ZM115 86V85H114ZM178 86V88L176 87L175 89H176V91L177 90H180V87ZM184 86V87H183ZM187 86V85H186ZM205 86V85H204ZM209 86V85H208ZM242 86H244V87H242ZM52 87V89H56V91L54 92V90H52V89H50V91L48 90L47 91V95H46V92H44V90H45V88H47V89H49V88H51ZM54 87V88H53ZM56 87V88H55ZM66 87V86H65ZM89 87H91V86H89ZM172 87H173V85H172ZM172 87H170L169 88V90L172 88ZM206 87V86H205ZM204 87V88H205ZM58 88V89H59ZM64 88V87H63ZM67 88V87H66ZM123 88V87H122ZM174 88V87H173ZM193 88V87H192ZM192 88H190V89H192ZM196 88V87H195ZM207 88V87H206ZM46 89V90H47ZM61 89V88H60ZM94 89V88H93ZM108 89V88H107ZM114 89V88H113ZM113 89H112V91H113ZM120 89H121V87H120ZM190 89H188V93H189V90ZM95 90V89H94ZM103 90V89H102ZM173 90V89H172ZM205 90V89H204ZM62 91L63 92H61V90H60V95H62V93L64 94V92H67V90L65 89V91L62 89ZM80 91V90H79ZM168 91V90H167ZM174 91V90H173ZM199 91H201L199 88H197V91L195 92V93H198ZM70 92H71V90H70ZM83 92V91H82ZM92 92V91H91ZM95 92V91H94ZM107 92V91H106ZM115 92V91H114ZM155 92H156V90H155ZM190 92H192V93H194L192 90L190 91ZM231 92H233V93H235L236 94V96H235V98L237 97V99H235V100H237V101H235V102H232L231 100L233 99H231V98H227L226 97V94H229L230 95V93ZM41 93V92H40ZM68 93V92H67ZM73 93H75V92H73ZM108 93V92H107ZM164 93V92H163ZM166 93V92H165ZM169 93H171V92H169ZM176 93V92H175ZM187 93V92H186ZM202 93V92H201ZM204 93V92H203ZM205 93H207V92H205ZM204 93V94H205ZM233 93H231V97H233L232 95H233ZM244 94L245 96H243L244 98H242V99H244V100H246V103L244 104V102L245 101H243L241 98H240V95L241 94ZM35 94V95H36ZM59 94V93H58ZM66 94V93H65ZM129 94V93H128ZM179 94H181V92L179 93ZM199 94H200V92H199ZM198 94V95H199ZM234 94V95H235ZM52 96H54V94H51ZM50 95V96H51ZM57 94H55V96H56ZM59 95V97L61 98V101H63L64 99H65V101H66V98H64V99H62V96H60ZM67 95V94H66ZM63 95V97L65 96V97H67L68 99L71 97V95L69 96V95ZM78 95L79 94H77V97H78ZM121 95V94H120ZM170 95V94H169ZM168 95V96H169ZM183 95H184V93H183ZM182 95V96H183ZM186 95V94H185ZM188 95H191V94H188ZM33 96V99H35V101H34V103H36V104H33V105H30V104H32L33 103V99H30L31 97ZM42 96V95H41ZM76 96V95H75ZM106 96V95H105ZM112 96V95H111ZM127 96V95H126ZM138 96H139V94H138ZM172 96H174V95H172ZM176 96V95H175ZM174 96V97H175ZM197 96V95H196ZM200 96V95H199ZM202 96V95H201ZM213 96H215V97H213ZM35 97V98H34ZM77 97H76V99H72V100H68L69 102L70 101H75V100H82L80 97H78L79 99H77ZM84 97V96H83ZM87 97V96H86ZM95 97V96H94ZM97 97V96H96ZM109 97V96H108ZM167 97V96H166ZM190 97V96H189ZM228 97H230V96H228ZM241 97H242V95H241ZM246 97H247V99H246ZM51 98H52V100H54L55 98L54 97H50L49 99L50 100H48L49 102L48 103H50V104H53L54 102H56V103H58L57 102V100L55 101L54 100V102L53 103H51ZM73 98H75V97H73ZM103 97H101V99H102ZM106 98H107V96H106ZM110 98V97H109ZM181 98V97H180ZM183 98H188V97H184L183 96ZM201 98V97H200ZM199 97H196V99L199 101V99H200ZM47 99V98H46ZM87 99V98H86ZM85 99V100H86ZM94 99V98H93ZM114 99V98H113ZM168 99V98H167ZM179 99V98H178ZM202 99H203V97H202ZM219 99V98H218ZM226 99H228V101L230 100L231 102L229 103V105H228V101H225ZM238 99H239V101H238ZM31 101V102H29V103H27L28 101ZM84 100V99H83ZM88 100H90V99H88ZM87 100V101H88ZM98 99H96V101H97ZM189 100H190V98H189ZM213 100V101H214ZM221 100V101H222ZM248 100V101H247ZM59 101V100H58ZM60 101V102H61ZM77 101L76 102H74V103H76V105H77ZM86 101V103H88ZM100 101V100H99ZM119 101V100H118ZM125 101V100H124ZM133 101H134V99H133ZM181 101V100H180ZM213 101H211L212 103H213ZM220 101V102H221ZM234 101V100H233ZM25 102H26V104H25ZM78 102H80V101H78ZM104 102H105V100H104ZM106 102H107V99H106ZM223 102V103H224ZM248 102H249V104H248ZM24 103V104H23ZM56 103H55V105L54 106H56ZM71 103V102H70ZM69 103V104H70ZM73 103V104H74ZM81 103V102H80ZM131 103V102H130ZM136 104V102L134 101L133 102V104ZM138 103V102H137ZM142 102H140V104H141ZM207 103V102H206ZM18 104H20V106L18 105ZM21 104H23V105H21ZM58 104H59V106H58ZM57 104V108L56 109H58V107H61V103H58ZM66 104H68L67 103V101H66ZM65 104V105H66ZM79 104V103H78ZM182 104V103H181ZM46 105V104H45ZM62 105H64V103H62ZM80 105H82V104H80ZM88 105V104H87ZM102 105L103 104H101V111H102ZM105 105H107V104H105ZM104 105V106H105ZM138 105V104H137ZM205 106H206V104H204ZM214 105V104H213ZM218 105V106H219ZM225 106H226V103L224 104ZM231 105V106H230ZM250 105V106H249ZM47 106V105H46ZM50 106V105H49ZM48 106V107H49ZM53 106V107H54ZM70 106H72V105H70ZM74 106V108H76L75 107V104L73 105ZM90 106V105H89ZM103 106V107H104ZM113 106V105H112ZM118 106V105H117ZM131 106H133V105H131ZM135 106V105H134ZM208 106V105H207ZM224 106V107H225ZM36 107V108H35ZM51 107V106H50ZM65 106H63V108H64ZM67 107V106H66ZM78 107H80V109L79 108H76V109H79V110H82L81 108H84V107H81V106H79L78 105ZM95 107H97L96 106V104H95ZM119 107H121L120 105H119ZM142 107V106H141ZM212 107V106H211ZM215 107V106H214ZM213 107V108H214ZM216 107H215V109H216ZM19 108V109H18ZM22 110H24L25 108H28L29 109V111L26 109V111L24 112V111H22ZM24 108V109H23ZM42 108V107H41ZM74 108H71V109H69L70 111L73 109V111L74 110H76V109H74ZM99 108H100V106H99ZM115 108V107H114ZM116 108H118V107H116ZM136 108V107H135ZM140 108V107H139ZM147 108V107H146ZM210 108V107H209ZM209 108H207V110L209 109ZM233 108V109H232ZM52 109V108H51ZM62 109V108H61ZM61 109H58V110H54V108H53V111H51V112H53L54 114H56V112L57 111H61ZM92 109H93V107H92ZM95 109H97V108H95ZM106 109H107V107H106ZM138 109V108H137ZM183 109V108H182ZM216 109V110H217ZM226 109H229V110H226ZM45 110V109H44ZM79 110L77 111L78 113H79ZM89 110V109H88ZM197 110H198V114H197V117L199 118V120H200V117L202 118L204 115H206V113H204V115L202 116V112H201V109L200 108H197ZM21 111V112H20ZM41 111V114L40 115H42V110H40ZM63 111V110H62ZM73 111H71V112H73ZM84 111H86V110H84ZM105 111V110H104ZM108 111V110H107ZM170 111V110H169ZM76 112V113H77ZM81 112V111H80ZM92 112V111H91ZM96 111L94 110V113H95ZM204 112H205V110H204ZM208 112V111H207ZM210 112V111H209ZM211 112H213V113H215L214 112V109H213V111H211ZM210 112V113H211ZM33 113V114H32ZM45 113V112H44ZM50 113V111H48L47 112V114H44V115H48ZM74 113V112H73ZM82 113V112H81ZM80 113V114H81ZM97 113H98V110H97ZM99 113H100V115H99V117H101V112L99 111ZM98 113V114H99ZM105 113V112H104ZM115 113V112H114ZM50 114H52V113H50ZM50 114L48 115L49 117H50ZM80 114H78V115H80ZM83 114H85L84 112L82 113V115ZM87 114V113H86ZM89 114V113H88ZM170 114V113H169ZM187 114H188V112H187ZM192 114V113H191ZM44 115H43V117H44ZM76 115V114H75ZM77 115V116H78ZM93 115V114H92ZM97 115V114H96ZM96 115H94V116H96ZM106 115V114H105ZM105 115H103L104 117H105ZM108 115H110V114H107V116ZM167 114H165V116H166ZM193 115V114H192ZM192 115H191V117H192ZM208 116H209V113L207 114ZM215 115V114H214ZM223 115V114H222ZM227 115V116H226ZM29 116V119L27 118ZM52 116V115H51ZM71 116H74V114L72 115V113H71ZM87 116V115H86ZM85 116V117H86ZM103 116H102V118H103ZM120 116V115H119ZM135 116V115H134ZM137 116V115H136ZM188 116V115H187ZM46 117V116H45ZM48 117V118H49ZM111 117V116H110ZM122 117V116H121ZM138 117V116H137ZM179 117V116H178ZM214 117V116H213ZM210 118L211 120H213L214 122H212V126H214L215 127V124H216V122L217 121H215L214 120V118ZM226 117H227V120H226ZM27 118V119H26ZM32 118H33V116H32ZM34 118H35V115H34ZM58 118H60V119H58ZM80 118V117H79ZM164 118H166V117H164ZM172 118V117H171ZM189 119H190V117H188ZM36 119V118H35ZM34 119V120H35ZM45 119V118H44ZM75 119H77V118H75ZM84 119V118H83ZM135 119H136V117H135ZM167 119H168V116H167ZM178 119H180V117L178 118ZM192 119V118H191ZM33 120V121H34ZM99 120V119H98ZM183 120V119H182ZM186 120V119H185ZM197 120V119H196ZM203 120V118L201 119V121ZM48 121V123H49V120H47ZM47 121L44 123V124H46L47 123ZM136 121V120H135ZM138 121V120H137ZM139 121H140V119H139ZM29 122V121H28ZM36 122V121H35ZM74 122H75V120H74ZM73 122V123H74ZM171 122V121H170ZM179 122V121H178ZM191 122L192 123H194L193 121H191L190 120V124H191ZM25 123V124H24ZM30 124H31V121L29 122ZM47 123V124H48ZM54 123V124H53ZM70 123H71V121H70ZM77 123H79V122H77ZM100 123H102V122H100ZM166 123H168L169 124V122L167 121ZM189 123L187 124V126L186 125H184V127H186V129L188 128V126L189 127H191L190 125H189ZM209 122H207L206 121V123H204V125H203V127L206 125V124H208ZM211 123V122H210ZM213 123H215V124H213ZM36 124V123H35ZM37 124V125H38ZM50 124V123H49ZM65 125H66V123H64ZM68 124V123H67ZM84 124H86L85 122H84ZM103 124V123H102ZM105 124V123H104ZM137 124H140V122H138ZM170 124H173L172 122L170 123ZM175 124H178V123H176L175 122ZM181 124V123H180ZM180 124H178V125H180ZM184 123H182V125H183ZM186 124V123H185ZM25 125V126H24ZM29 125V124H28ZM71 125V124H70ZM70 125H69V127H70ZM81 125V124H80ZM167 125V124H166ZM165 125V126H166ZM174 125V124H173ZM192 125V124H191ZM195 125V123L192 125V126H194ZM49 126V127H50ZM79 126V125H78ZM163 127H165L164 125H162ZM181 126V125H180ZM200 125H198V126H196V127H199ZM207 126V125H206ZM216 126H217V124H216ZM26 127H29V128H26ZM169 128H170V126H168ZM177 127V126H176ZM73 128V127H72ZM88 128H90L89 126H88ZM123 128V127H122ZM181 128H182V126H181ZM180 128V129H181ZM43 129H44V127H43ZM62 129H63V127L60 129L61 131H62ZM99 129V128H98ZM149 129V128H148ZM174 129V128H173ZM189 129V128H188ZM187 129V130H188ZM192 129H194V128H192ZM197 129V128H196ZM196 129H194L195 131H196ZM200 129V128H199ZM59 130V132H61ZM66 130V129H65ZM64 130V131H65ZM118 130V129H117ZM175 130V129H174ZM182 131H183V134L186 132V130L183 128V129H181ZM181 130H179L178 129V131L179 132H181ZM185 130V131H184ZM201 130V129H200ZM205 130V129H204ZM211 130H213V129H211ZM214 130H215V128H214ZM223 130H224V128H223ZM43 133H42V132ZM57 131V132H56ZM81 131V130H80ZM151 131V130H150ZM150 131H148V132H150ZM191 131H193V130H191ZM194 131V132H195ZM34 132L36 133H38V134H40V135H42V137H40V135H37V136H35V137H38L37 139H41L43 142L44 141H47V139H48V143L47 142H44L45 144L43 145V146H45V147H43V148H38L37 146V148L39 149V151L40 152H38V149H35V150H37V151H35V153H34V151L33 150H28V149H30L29 147H28V149H27V151H26V149H24V148H26V146H28V145H30L31 144V146H32V143H34V142H30L29 140L30 139H32V141L35 139H33V138H31V136L30 135H32V137L35 135L34 134ZM67 132H68V130H67ZM67 132H64V133H66L67 134ZM70 132V131H69ZM74 132V131H73ZM82 132H83V129H82ZM86 132V131H85ZM142 132V131H141ZM147 132V131H146ZM145 132V133H146ZM147 132V133H148ZM162 132V131H161ZM188 132H190V131H188ZM202 132L204 133V131L203 130H201V134H202ZM42 133V134H41ZM62 133V135H63V132H61ZM75 133V132H74ZM124 133V132H123ZM146 133V134H147ZM151 133V132H150ZM182 133V132H181ZM213 133H215V132H213ZM247 133H249L248 135H247ZM76 134V133H75ZM79 134V133H78ZM87 134V133H86ZM149 134V133H148ZM194 134V133H193ZM239 134H246L247 136H249V137H247V138H244V145H243V140H241V141H239V142H241L240 144H241V146H235V149H237L236 151H234L235 149H232V148H234V144L236 143L235 141H237L238 140V135ZM69 135V134H68ZM77 135V134H76ZM151 135V134H150ZM196 135V134H195ZM47 137V138H46ZM178 137H179V135H178ZM181 137H183L184 138V136H181ZM208 137H210V136H208ZM236 137H237V140H235L236 139ZM240 137H242V136H240ZM68 138V137H67ZM77 138V137H76ZM79 138V137H78ZM77 138V139H78ZM157 138H158V136H157ZM249 138V141H247L248 142V144L245 142V140L246 139H248ZM8 139H10V141L9 142H11L12 141V145H13V147H12V145L10 146V143L9 142H7L8 141ZM76 139V140H77ZM82 139V138H81ZM152 138H150V140L149 141H152L151 140ZM154 139H156V138H154ZM41 140H39V142L41 141ZM59 140V139H58ZM157 140V139H156ZM184 140H187V138H185V139H181L180 140V143H181V141H182V143H181V146H185V148H186V146L188 145L187 143H186V145H184L185 143L184 142H186V141H184ZM0 141V142H1ZM28 141V142H27ZM38 141V140H37ZM36 141V142H37ZM51 141H53V142H51ZM74 141V140H73ZM78 141V140H77ZM184 141V142H183ZM38 142V143H39ZM66 142V141H65ZM70 142H72L71 141V139H70ZM82 142V141H81ZM176 142V141H175ZM233 143V145L231 144V146L229 147V148H227L229 145H230V143ZM235 142V143H234ZM239 142L238 143H236L235 145H240L239 144ZM42 143V142H41ZM53 143V144H52ZM173 143V142H172ZM196 143V142H195ZM201 143V142H200ZM35 145H36V143H34ZM33 144V148H35V145ZM60 144H61V142H60ZM60 144L59 145H57V146H60ZM66 144V143H65ZM64 144V146L65 147H67L66 145ZM81 144V143H80ZM104 144V143H103ZM179 144V143H178ZM177 144V145H178ZM247 144V145H246ZM18 145H20V147H21V145L22 146H25L24 148L22 147L21 148V150H20V147L18 148ZM38 145V144H37ZM40 145V144H39ZM38 145V146H39ZM42 145H40V147L42 146ZM94 145V144H93ZM153 144L151 143V146H152ZM194 145V144H193ZM202 145V144H201ZM30 146V147H31ZM48 146V148H50ZM61 146H63V145H61ZM60 146V148H63V147H61ZM70 146V145H69ZM68 146V147H69ZM200 146V145H199ZM222 146V147H221ZM11 147H12V149H11ZM153 147V146H152ZM166 147H168V146H166ZM206 147V146H205ZM232 147V148H231ZM240 147V148H239ZM32 147H31V149H33ZM54 148V146L52 147L51 146V149L50 150H52ZM58 148V147H57ZM60 148H58V149H60ZM81 148H83V151H86V150H84V148H86V147H81ZM151 148V147H150ZM180 148V147H179ZM187 148H188V146H187ZM207 148V147H206ZM215 148V147H214ZM22 149H24L23 151H22ZM64 150H66L65 148H63ZM165 149V148H164ZM167 149H169V148H167ZM208 149V148H207ZM210 149V148H209ZM48 152L50 151L49 149H46ZM57 150V149H56ZM162 150V149H161ZM181 150V149H180ZM179 150V151H180ZM186 150V149H185ZM184 150V151H185ZM213 150V149H212ZM222 150L221 151H216V155L217 154H219V153H221L222 152ZM227 150H225V153H226V151ZM231 150H233L235 153H237L238 151H241L240 153H242L241 155H239V156H241L240 157V160L242 159V158H244L243 159V162H239V161H237L236 162V166L234 165V167H236V168H233L232 170H230L229 171V169L230 168H232L233 166H231L230 168H227L228 167V165H226L225 166V162L227 161V160H229L230 162H233L234 161V158H236L237 157V155L235 154V155H233L234 154V152H232ZM47 151H45L46 153H47ZM54 151V149L51 151V152H53ZM61 151H62V149H61ZM82 151V152H83ZM95 151V150H94ZM111 151V150H110ZM184 151H183V153H184ZM187 151V150H186ZM208 151V150H207ZM213 151H215V149L213 150ZM232 152V155L230 154L231 152ZM11 152V153H10ZM57 152V151H56ZM59 152V151H58ZM63 152H66V151H63ZM62 152V153H63ZM181 152V151H180ZM218 152V153H217ZM10 153V154H9ZM40 153V154H39ZM60 153V152H59ZM182 153V152H181ZM189 153H190V151H189ZM189 153H187V154H189ZM33 154H35L33 157H32V155ZM42 154H44L45 155V153H42ZM42 154L40 155V156H42ZM51 154V153H50ZM56 154V153H55ZM61 154V153H60ZM74 154V153H73ZM95 154V153H94ZM101 154V153H100ZM108 154V153H107ZM186 154V153H185ZM186 154V156H188ZM191 154V153H190ZM189 154V155H190ZM211 154H213L211 157H215L214 156V154L215 153H212L211 152ZM237 154H239V152L237 153ZM10 155L12 156L11 158H13V159H9V157H10ZM54 155V153H52V156ZM63 155V154H62ZM83 155L84 154H82V156L81 157H83ZM87 155V154H86ZM148 155V154H147ZM177 155H180V157L181 156H183V154L181 155L180 153H178ZM220 155V158H221V156L223 155V154H219ZM219 155H217V157L219 158ZM8 156V157H7ZM173 156V155H172ZM191 156V155H190ZM223 156H225V155H223ZM227 156V157H228ZM236 156V157H235ZM238 156V157H239ZM45 157H47V158H45ZM45 157H43L42 156V165L41 164H36L35 166H36V171L38 172V168L40 167V165L41 166H43L44 167V165L46 166L47 164H48V162H47V159L49 158V156L46 154V156ZM59 157H62V156H60L59 155ZM71 157V156H70ZM80 157V158H81ZM86 157V156H85ZM94 157V156H93ZM99 157V156H98ZM174 157H176V156H174ZM177 157H179V156H177ZM179 157V158H180ZM193 157V156H192ZM232 157V158H231ZM43 158H45V159H43ZM50 158H51V156H50ZM80 158L78 159V160H80ZM104 158V157H103ZM183 158V157H182ZM197 158V157H196ZM203 158V159H204ZM216 158V157H215ZM31 159V160H30ZM68 159V158H67ZM85 159V158H84ZM96 159V158H95ZM176 159V158H175ZM181 159V158H180ZM187 159V158H186ZM189 159V158H188ZM188 159H187V161H188ZM200 159V158H199ZM198 159V160H199ZM206 159V158H205ZM205 159H204V161H205ZM239 159V158H238ZM45 160H46V162H45ZM60 160H61V158H60ZM184 160V159H183ZM182 160V162H184ZM190 160V159H189ZM202 160V159H201ZM212 160H213V158H212ZM215 160V159H214ZM223 160V161H222ZM236 160H237V158H236ZM235 160V161H236ZM43 161L46 163V164H44L43 163ZM63 161V160H62ZM65 161V160H64ZM87 161V160H86ZM178 161V160H177ZM186 161V162H187ZM200 161V160H199ZM206 161H207V159H206ZM234 161V162H235ZM53 162V161H52ZM51 162V159H50V164L52 165L53 163ZM66 162V161H65ZM78 162V161H77ZM91 162H93V161H91ZM181 162V161H180ZM185 162V163H186ZM201 162V161H200ZM229 162V163H230ZM238 162H239V164L240 165H242L241 167L239 166V165H237L238 164ZM35 163V164H34ZM38 163H40V160H39V162ZM84 163V162H83ZM177 163V162H176ZM190 164L192 163V165H193V162L191 161V162H189ZM44 164V165H43ZM62 164V163H61ZM60 164V165H61ZM79 164V163H78ZM90 164V163H89ZM101 164H102V162H101ZM188 164V163H187ZM203 164V165H202ZM226 164H228L227 162H226ZM31 165L33 166V168L31 167ZM38 165H39V167H38ZM55 165V164H54ZM53 165V166H54ZM63 165V164H62ZM96 165H98V164H96ZM95 165V166H96ZM100 165V164H99ZM204 166V163H202L201 162V164H200V166ZM230 165H232L231 163H230ZM229 165V166H230ZM47 166H49V164L47 165ZM83 166V165H82ZM92 166H93V164H92ZM94 166V167H95ZM179 166H180V164H179ZM190 166V165H189ZM224 166H225V168H224ZM238 166H239V168H238ZM15 168V169H17V171L16 172H14V169L12 170L11 168ZM17 167H19V168H17ZM50 167V166H49ZM194 167H195V163H194ZM216 167V168H215ZM32 168V169H31ZM48 168V167H47ZM84 168H87V167H84ZM97 168H98V166H97ZM198 168V170H200L201 168H199V167H197ZM238 168V170L237 171H235L236 169ZM44 169V168H43ZM52 169V168H51ZM54 169V168H53ZM61 169V168H60ZM78 169H80V168H78ZM93 169V168H92ZM96 169V168H95ZM208 169H210V167L208 168ZM82 170V169H81ZM12 171H13V173H12ZM29 171V172H28ZM40 172H43V170L42 169H40L39 170ZM64 171V170H63ZM70 171V170H69ZM78 171V170H77ZM76 171V172H77ZM89 171V170H88ZM195 171V170H194ZM202 171H204V169L202 170ZM208 171L211 173V171L210 170H207V175H208ZM231 171H232V173H231ZM10 172L12 173V174H10ZM34 172H32L33 174V176H34ZM86 172V171H85ZM95 172V171H94ZM200 172V171H199ZM216 172H215V174H216ZM221 172V171H220ZM219 172V173H220ZM16 173H18V176L17 175H15ZM93 173V172H92ZM200 173H202V172H200ZM206 173V172H205ZM218 173V172H217ZM27 174V175H26ZM31 174V173H30ZM37 173H35V175H36ZM46 174V173H45ZM76 174V173H75ZM86 174H87V172H86ZM197 174V173H196ZM214 173H212V175H213ZM232 174V175H231ZM11 175H13L15 178H11L12 180H10V176ZM26 175V176H25ZM38 175V174H37ZM36 175V176H37ZM39 175H41V174H39ZM89 175V174H88ZM104 175V174H103ZM195 175V174H194ZM206 175V176H207ZM220 175V174H219ZM12 176V177H13ZM36 176H35V178H36ZM98 176V175H97ZM205 175H204V177L205 178H207ZM232 176V177H231ZM17 177V178H16ZM38 177V176H37ZM41 177V176H40ZM93 177V176H92ZM103 177V176H102ZM211 177V176H210ZM209 176H208V178H210ZM217 177V176H216ZM42 178V177H41ZM46 178V177H45ZM48 178V177H47ZM52 178V177H51ZM71 178V177H70ZM72 178H74V177H72ZM97 178V177H96ZM207 178V179H208ZM222 178V179H223ZM228 178V179H227ZM83 179V178H82ZM220 179V178H219ZM221 179V180H222ZM28 179H26V181H27ZM32 180V179H31ZM31 180H30V182H31ZM39 180H41V179H39ZM44 180V179H43ZM75 180H76V178H75ZM94 180V179H93ZM148 180V179H147ZM158 180V179H157ZM210 180H212V179H210ZM13 181H12V183H13ZM22 180L20 179V180H18V181H16L17 182V185L16 184H14V186L15 187H17V186H22V185H24L25 184V182H24V184H22V182H21ZM29 181V180H28ZM27 181V182H28ZM37 181V180H36ZM56 181V180H55ZM70 181V180H69ZM73 181H74V179H73ZM81 181V180H80ZM83 181H85V179L83 180ZM214 181H216V180H214ZM21 182V183H20ZM29 182V183H30ZM38 182V181H37ZM77 182V181H76ZM95 182V181H94ZM104 182V181H103ZM222 182L223 183H225L223 180H222ZM52 183V182H51ZM56 183V182H55ZM82 183V182H81ZM221 183V182H220ZM222 183V184H223ZM0 184V186H2ZM11 184V183H10ZM20 184V185H19ZM40 184V183H39ZM38 184V185H39ZM83 184H84V182H83ZM141 184V183H140ZM11 185H13V184H11ZM31 185V184H30ZM41 185V184H40ZM57 185V184H56ZM86 185H87V182H86ZM224 185V184H223ZM36 186V185H35ZM74 186V185H73ZM80 186V185H79ZM81 186H82V184H81ZM80 186V187H81ZM219 186H221V185H219ZM218 186V184L216 185V187H215V190H216V188H218L219 187ZM13 187V186H12ZM29 187V186H28ZM48 187V186H47ZM85 187V186H84ZM146 187V186H145ZM179 187V186H178ZM210 187V186H209ZM212 187V186H211ZM223 187V190H224V186H222ZM4 188H6V187H4ZM54 188H56V186H54ZM10 189H13V188H10ZM18 189H20V188H18ZM24 188H21V190H19V191H22ZM57 189V188H56ZM69 189V188H68ZM67 189V190H68ZM74 189V188H73ZM81 188H79V190H80ZM149 189V193H153L152 191L154 190V189H152L151 188V186L148 188ZM220 189V188H219ZM5 190V189H4ZM7 190V189H6ZM5 190V191H6ZM9 190V189H8ZM14 190V189H13ZM17 190V189H16ZM15 190V191H16ZM109 190V189H108ZM211 190L213 191L214 189H212L211 188ZM214 190V192L216 193V191ZM0 191H1V188H0ZM18 191V192H19ZM44 191V190H43ZM71 191V190H70ZM70 191L68 192V193H70ZM74 191L77 193V189H74ZM146 191H147V189H146ZM10 192H11V190H10ZM10 192H5V193H10ZM156 192V191H155ZM210 191H208V194H210L209 193ZM213 192V193H214ZM218 192H220V191H218ZM4 193V194H5ZM23 193V192H22ZM36 193V192H35ZM76 193H73V194H76ZM3 194V195H4ZM16 194V193H15ZM15 194H13V196H10V197H8L10 200L13 198V199H15L14 198V195ZM21 194V193H20ZM38 194V193H37ZM72 194V195H73ZM112 194V193H111ZM125 194H126V192H125ZM148 194V193H147ZM3 195L1 194V198H4L3 197ZM47 195V194H46ZM62 195V194H61ZM118 195V194H117ZM121 195V194H120ZM150 195V194H149ZM5 196H7V195H5ZM48 196V195H47ZM76 196V195H75ZM209 196H212V194L211 195H209ZM216 196H219V194H217ZM21 197V196H20ZM55 197V196H54ZM66 197H68V196H66ZM72 197V196H71ZM74 197V196H73ZM35 198V197H34ZM45 198V197H44ZM210 198V197H209ZM57 199V198H56ZM63 199V198H62ZM62 199L60 200V203H62ZM5 200V199H4ZM20 200H22V199H20ZM201 200V199H200ZM8 201V200H7ZM17 201V200H16ZM16 201H13V205H14V207H16L15 205L17 204V206H18V204H19V207L21 206V204L22 203H24L23 201H22V203H18V201H17V203H15L14 204V202H16ZM46 201V200H45ZM70 201H72V199L70 198ZM21 202V201H20ZM73 202V201H72ZM72 202H69V205L71 204L72 205V208H73V210L75 211V209H77L76 208V206H74L73 204H72ZM128 202V201H127ZM127 202H125V203H127ZM202 202V201H201ZM1 203V202H0ZM65 203V202H64ZM66 203H68L67 202V198H66ZM63 204L64 205V207H67L66 205L67 204ZM201 204L202 205V207H205L204 205L205 204ZM2 204H4V203H2ZM12 204V203H11ZM37 204V203H36ZM53 204V203H52ZM12 205V206H13ZM59 205H61L62 206V204H59ZM70 205V206H71ZM124 205V204H123ZM127 205V204H126ZM200 205V206H201ZM210 205V206H209ZM2 206V205H1ZM117 206H120V205H117ZM199 206V205H198ZM11 207V206H10ZM23 207V206H22ZM63 207V208H64ZM123 207V206H122ZM127 207V206H126ZM125 207V208H126ZM17 208V207H16ZM21 208V207H20ZM70 208L71 207H69V210H70ZM119 209H121L120 207H118ZM22 209V208H21ZM53 209V208H52ZM56 209H58V207L56 208ZM90 209V208H89ZM24 210V209H23ZM44 210V209H43ZM42 210V211H43ZM51 210V209H50ZM61 210H64V209H61ZM85 210V209H84ZM124 209H122V211H123ZM187 210V209H186ZM185 210V211H186ZM3 211V210H2ZM18 211H20L19 210V208H18ZM52 211V210H51ZM4 213L6 212L5 210L3 211ZM9 212V211H8ZM3 213L2 214V212H0V226H2L3 224V226H5V224H6V226L8 225L7 223H9V221L7 222V223H5L6 222V220L7 219H10L9 217H7L6 215H8L9 213ZM12 212V211H11ZM10 212V213H11ZM13 212H15V210H13ZM12 212V213H13ZM44 212H46V210L44 211ZM53 212V211H52ZM60 212V211H59ZM61 212H63V211H61ZM60 212V213H61ZM16 213H18V212H16ZM22 213V212H21ZM30 213V212H29ZM37 213V212H36ZM66 213V212H65ZM86 213H90L89 212V210H88V212H86ZM114 213H115V211H114ZM118 213V212H117ZM116 213V214H117ZM120 213V212H119ZM124 213V212H123ZM182 213H183V211H182ZM190 213V214H191ZM19 214V213H18ZM18 214H16L15 216H17ZM23 214V213H22ZM56 214V213H55ZM115 214V215H116ZM121 214V213H120ZM119 214V215H120ZM233 214V213H232ZM20 215L21 214H19L18 216H19V218H20ZM46 215H49V214H46ZM51 215V214H50ZM53 215V214H52ZM2 216V217H1ZM3 216H5V217H3ZM10 216V215H9ZM54 216V215H53ZM60 216V215H59ZM61 216H63V214L61 215ZM88 216V215H87ZM233 216H234V214H233ZM21 217H22V215H21ZM64 217H65V215L63 216V218H62V222H60L59 224L62 226V223H64V224H66V221L65 220H67V222L69 223V220L67 219L68 217L66 216L65 217V220H64ZM116 217V216H115ZM119 217H121V216H119ZM235 217H237L238 219H239V217L238 216H235ZM257 217V218H258ZM25 218H29V217H26L25 216ZM31 218V217H30ZM50 218V217H49ZM117 218V217H116ZM14 219H16V218H14ZM24 219V218H23ZM51 219V218H50ZM70 219V218H69ZM119 219H121V218H119ZM21 220V219H20ZM34 220H35V224H38L39 222H42L43 221V219L42 218H40V217H34ZM33 220V221H34ZM56 220L58 221H60V218L58 217V219L56 218ZM64 220V221H63ZM89 220H91V219H89ZM11 221V220H10ZM48 221H50V220H48ZM48 221H46V222H48ZM142 221V220H141ZM232 221H233V219H232ZM241 221V220H240ZM30 222V221H29ZM70 222H71V220H70ZM72 222H74V221H72ZM71 222V225L73 224ZM119 222H121V221H119ZM243 222H245V221H243ZM243 222H242V224H243ZM250 222H252V221H250ZM48 223H50V222H48ZM234 223V222H233ZM237 223V222H236ZM249 223V222H248ZM2 224V225H1ZM13 224V223H12ZM11 224V225H12ZM18 224H19V221H18ZM20 224H21V222H20ZM24 224V223H23ZM30 224V223H29ZM42 224V223H41ZM44 224V223H43ZM51 224V223H50ZM59 224H56V225H59ZM118 224V223H117ZM245 224V223H244ZM16 225H17V223H16ZM40 225V223L38 224V226ZM48 225V224H47ZM53 225V224H52ZM70 225V224H69ZM163 225H165V224H163ZM246 225V224H245ZM250 225V224H249ZM2 226V227H3ZM9 226V225H8ZM3 227V228H5L4 230H1L2 229V227H1V229H0V231H2V233H3V231H4V233H7V228H10L11 226H9V227ZM36 226V225H35ZM46 226V225H45ZM49 226V225H48ZM68 226V225H67ZM73 226V225H72ZM168 226V225H167ZM171 226H173L172 225V223H171ZM174 226H175V224H174ZM233 226V225H232ZM50 227H51V225H50ZM63 227H65L64 225H63ZM76 227V226H75ZM176 227V226H175ZM177 227V228H178ZM34 228V227H33ZM52 228H54V227H51L50 228V230L52 229ZM58 228V227H57ZM60 229H61V227H59ZM58 228V229H59ZM67 229H68V227H66ZM70 228V227H69ZM115 228V227H114ZM122 228V227H121ZM166 228V227H165ZM172 228V227H171ZM20 229V228H19ZM71 229V228H70ZM263 229V230H262ZM5 230H6V232H5ZM17 230V229H16ZM36 230H37V228H36ZM161 230V229H160ZM163 231H164V229H162ZM165 230H167V229H165ZM175 230V228L172 230V231H174ZM224 231V230H227V233H226V235H227V239L226 240H222V241H218V239H219V236H220V231ZM9 231H11V230H9ZM33 231V230H32ZM49 231V230H48ZM55 231H56V229H55ZM64 231H67V230H65L64 229ZM68 231H71V233H72V229L71 230H68ZM73 231H76L75 229L73 230ZM168 231H169V229H168ZM56 232H59V231H56ZM114 232V231H113ZM166 233H167V231H165ZM164 232V233H165ZM1 233V234H2ZM19 233H21V231L19 232ZM50 233H52V232H49V234L47 233L46 235H41V233L40 234H38V231H37V234L38 235H36V233H35V235H36V241L34 242V250H35V252L37 253V255H35L37 258H35V259H37L36 260V262H35V264H45V263H48V264H50L51 263V261H48V260H44L43 261V259L39 256L41 253H43V252H41L40 253V251H41V248H39V247H45V245H49V244H52V242H53V240H54V236H53V234L54 233H52V234H50ZM65 233V232H64ZM70 233V234H71ZM76 233H78L77 231H76ZM256 233V232H255ZM0 234V235H1ZM7 234H9V235H7ZM5 236H11V238L13 239V236L12 235H14L15 236V234H14V232H10V233H7ZM12 234V235H11ZM22 234V233H21ZM34 234V233H33ZM69 233H68V237H69V239H70V235ZM80 234V233H79ZM82 234V233H81ZM243 234V235H242ZM28 235V234H27ZM55 235V234H54ZM64 235V234H63ZM70 235V236H69ZM73 235L74 236H76L74 233H73ZM78 235V234H77ZM84 235V234H83ZM247 235H245L246 236V240H248L247 239ZM255 236H252V235H250L251 236V238L252 237H254V238H256V234H254ZM3 236H4V234H3ZM17 236H19L18 238L19 239H21L20 237L22 236H20V234H16V240H17ZM24 236V235H23ZM29 236V235H28ZM239 236V235H238ZM249 236V237H250ZM14 237V238H15ZM24 237H26V235L24 236ZM57 237V236H56ZM55 237V238H56ZM68 237L66 238V239H68ZM248 237V238H249ZM0 238H2V237H0ZM4 238V237H3ZM7 240H8V237H5ZM76 238L77 237H75L74 238V240L72 239V243H74L75 245L77 244V242H78V244H79V242H80V240H82V239H80L79 241H77L76 240ZM89 239H90V236L88 237ZM234 238H236V234H235V237ZM251 238H249V240L251 239ZM29 239V238H28ZM58 239V238H57ZM60 239V238H59ZM87 239V238H86ZM88 239V240H89ZM240 239V238H239ZM242 239V238H241ZM244 239V238H243ZM259 239V238H258ZM11 240V239H10ZM14 240L15 239H13V241H12V243L14 242ZM75 240H76V242H75ZM113 240H114V238H113ZM209 240V241H210ZM235 240H237V239H235ZM245 240V242H244V244L243 245H245L246 243L248 244L249 243V240L248 241H246ZM19 241V240H18ZM18 241H17V243H18ZM58 241V240H57ZM83 242L85 241V240H82ZM81 241V242H82ZM242 241V240H241ZM257 240H255V242H256ZM259 241V240H258ZM59 242H61V241H59ZM67 242V241H66ZM70 242H71V239H70ZM236 242H238V243H236ZM254 242V239L253 240H251V243H253ZM254 242V243H255ZM20 243V242H19ZM23 243V242H22ZM21 243V244H22ZM30 243V242H29ZM61 243H65L64 242V240H63V242H61ZM71 243V244H72ZM258 243V242H257ZM16 244V243H15ZM68 244V243H67ZM246 244V245H247ZM4 245V244H3ZM3 245H1V247H0V249H3L2 247H3ZM13 245H14V243H13ZM13 245H11L12 247H13ZM20 245V244H19ZM23 246L25 245V244H22ZM80 245V244H79ZM87 245H88V243H87ZM251 245V244H250ZM257 245V244H256ZM16 245H14V247H15ZM66 246V245H65ZM121 246V245H120ZM251 246H253L254 247V244H252ZM262 246V247H261ZM8 247V246H7ZM11 247V249H13L14 250V248H12ZM18 247V246H17ZM32 247V246H31ZM53 247V246H52ZM69 247V246H68ZM67 247V248H68ZM258 247V246H257ZM257 247H255L256 249H257ZM6 248V247H5ZM23 247L21 246L20 247V249H22ZM26 247H24V249H25ZM46 248V247H45ZM75 248H78V246H76ZM82 249H83V247H81ZM88 248H89V246H88ZM197 248V247H196ZM259 248V247H258ZM19 249V251H18V249H17V251H16V253L14 254V257H15V255L16 254H18V255H16V258L14 259V257H13V259H12V257H9V255L11 254V252L13 253L14 251L12 250V251H10V249H9V251H10V253H8V254H6L8 251H6V249H4V251L3 252H6V253H3V252H1L0 254H2L3 253V255H5V256H3V258H2V256H0L2 259H0V260H2L3 261V263L2 264H26V258H25V256L23 255V256H19L20 254L19 253H17V252H21V255L22 254H24L25 252H26V249L25 250H23V251H25L24 253L22 252V250H20ZM28 249V248H27ZM80 249V248H79ZM98 249V248H97ZM246 249V248H245ZM254 249V248H253ZM259 249V250H260ZM43 250V249H42ZM53 250H55V249H53ZM90 250H92V249H90ZM95 250V249H94ZM234 250V249H233ZM247 250V249H246ZM1 251V250H0ZM29 251V250H28ZM55 251H57V250H55ZM76 251H80V250H76V249H73V248H69V249H65V247H64V249L63 250H61V252H65L66 254H64V255H66V261L67 262H69V261H73L74 260V258H75V256H74V253L76 252ZM193 251V250H192ZM191 251V252H192ZM196 251V250H195ZM194 251V252H195ZM212 251V250H211ZM58 252V251H57ZM81 252H83V250L81 251ZM92 252V251H91ZM194 252H192V253H194ZM248 252H250V250H248ZM251 252H253V250L251 251ZM263 253H264V250L262 251ZM35 253V254H36ZM77 253V252H76ZM75 253V254H76ZM98 253V252H97ZM151 253V252H150ZM149 253V254H150ZM191 253V254H192ZM245 253V252H244ZM246 253H247V251H246ZM254 253H255V251H254ZM44 254V253H43ZM94 254V253H93ZM100 254V253H99ZM241 254V253H240ZM243 254V253H242ZM248 254V253H247ZM251 254H253V253H251ZM259 254V253H258ZM257 254V255H258ZM6 255H8V257H6ZM42 255V254H41ZM86 255V254H85ZM187 255H188V253H187ZM196 255V254H195ZM227 255H229V254H227ZM256 255V256H257ZM260 255V254H259ZM98 256V255H97ZM126 256V255H125ZM18 257H20L21 259H19ZM99 257V256H98ZM130 257V256H129ZM213 257H215V256H213ZM230 257H232V255H230ZM253 258L255 257V256H252ZM259 257V256H258ZM256 258V257H255ZM260 258V257H259ZM4 259H6V260H4ZM18 261H17V260ZM31 259V258H30ZM34 259V260H35ZM106 259V258H105ZM252 259V258H251ZM257 259V258H256ZM94 260V259H93ZM110 260H111V258H110ZM129 260V259H128ZM235 260V259H234ZM261 260V259H260ZM37 261H39V262H37ZM66 261H65V263H66ZM91 261V260H90ZM95 261V260H94ZM97 261H99V260H97ZM102 261H104L103 259H102ZM101 261V262H102ZM115 259L112 261L114 264H126V263H124V262H120L118 259L115 261ZM29 262V261H28ZM28 262H27V264H28ZM110 262V261H109ZM235 262V261H234ZM233 262V263H234ZM94 264H95V262H93ZM106 264L108 263V262H105ZM105 263H103L102 262V264H105ZM136 263V262H135ZM190 263V264H191ZM30 264V263H29ZM52 264V263H51ZM69 264V263H68ZM70 264H73V263H70ZM86 264H88V263H86ZM97 264H98V262H97ZM99 264H101V263H99ZM197 264H202V263H200V262H198ZM207 264V263H206ZM222 264V263H221ZM224 264V263H223ZM262 264H263V262H262Z\"/></svg>", "mask_w": 264, "mask_h": 264}, {"label": "crops", "instance_id": "obj_3", "mask_svg": "<svg viewBox=\"0 0 264 264\" xmlns=\"http://www.w3.org/2000/svg\"><path fill=\"white\" fill-rule=\"evenodd\" d=\"M154 184H155V182H154V180H153L151 177L148 178V180L146 179V180L144 181V185H145V186H146V185H151V186L154 187V191H157V188H155ZM134 193L139 195V190H135ZM160 219L164 220V222H165L166 224H168V223L170 222V218H166V217H162V216H160V217L157 219V221L160 220Z\"/></svg>", "mask_w": 264, "mask_h": 264}]
</instances>
